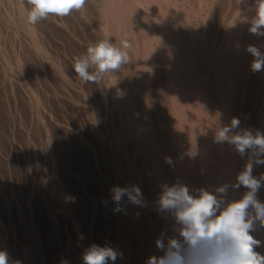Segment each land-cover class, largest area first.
<instances>
[{"label": "rangeland", "instance_id": "374dc122", "mask_svg": "<svg viewBox=\"0 0 264 264\" xmlns=\"http://www.w3.org/2000/svg\"><path fill=\"white\" fill-rule=\"evenodd\" d=\"M4 1L5 0H3V1L0 0V16H1L0 17V19H1L0 20V28H1L0 29V37L2 38V39L0 38V247H1L0 252H4V253L8 254V256H7L8 262H9L8 264H11V263L12 264H84V260H83L84 255L87 253V251L92 246L95 245V246H100V247H110V248L118 251V253L122 254L121 256H118V258L114 262V264H146V261L148 260L147 250H148V246H149L148 244H149L150 240L153 239V242L156 243V240L158 238H161L165 234V232H167L168 234H171L168 232L169 226H170V221H174V217L172 216L171 213L166 212V211L165 212L160 211V213H159V210H158L159 209L158 208L159 207L158 201H159L160 194L163 191L162 187L164 186L162 181L165 180L164 179V178H166L165 176L168 177V175H167V173H168L171 176L169 179L166 178V180L164 181L165 184L166 183L169 184L168 183V181H169L170 184L175 183V185L179 184V185L185 186L184 185L185 182L186 181L188 182L187 178L190 177V171H189V168H187L188 164L185 163L184 165H186V167H184V165L182 164L183 162H180V159H181L180 157H182L183 152L186 155L188 153L186 151L187 150L190 151V149H188V146H186L188 142L185 143V141H184V143H183V145H185L187 148H185V146L180 144L181 133L179 131H177L179 133L178 134L175 131V130H177V127H176L177 123H175V121L177 122L178 116L176 114L174 115V111L176 110L178 103L175 102L173 99L168 98L170 96L167 92V86L169 84L166 85V83L170 82V81H168V79L170 80L171 75L174 78H175V76H177V75L174 76V74L169 71L171 69V67H172V69L173 68L175 69V68H177V65L179 64V66H178V68H179L180 65H182L180 63H186V62H187L186 65L188 63L191 64V68L194 67V68H192V70L194 69L193 72L194 73L196 72L194 77L198 76V78H199V79H196L197 77L194 78L195 84H197L196 82H198V84H200L199 85L200 89L199 88L198 89L201 92L205 90L204 91L205 93L204 92H202V93L200 92V93H201V95H203L202 97L207 96V97H205V100L208 99V101H207L208 105H206V107L212 108V109L206 108L205 112L203 111L204 115L207 117L204 116L205 121H203V123H202V120H201V122L198 124L199 128H200V130H198V132L200 133V131H201V136H202L201 137V139H202L201 143H203L202 146L204 145L203 146L204 148L201 151L202 154L199 153L198 156H201V155L204 156L205 155L204 157H199L200 159L198 158V160H199L198 166L200 165L202 167V165H205L206 167L204 166L203 170H205V168L208 169V170L206 169L204 171L205 174L203 176V179H201L202 181H201V183H199V185H200V184H202V182H204L202 184L203 187L201 190H205V191L212 193L213 192L212 188H213V189H215L214 193L217 194L218 196H220V194L215 192V191H216V189H218L222 185L224 186L225 182L228 183L229 180L225 181V179L228 178L229 176H231V173L233 172V169H232L233 168V166H232L233 162L234 163L237 162V164H235V165L236 166L238 165V167L242 166L241 164H243V166H244L245 163L247 162V159H248L247 156H245L246 158L245 157L242 158L241 156L239 157L240 159H242V162L244 161V163H241V160L240 161L238 160L239 162L235 161L238 159V156L240 154L237 155L238 152L236 151L234 146L232 147V145L228 144L227 142L219 143L215 139L217 128L221 127V126L228 125L229 124L228 122L233 120V118H232L233 116L230 117L231 115L234 114V115L239 117V119H237L238 117H235V119H237L239 121V125H242L244 123V121L247 123L245 126L246 128L243 127L244 125L240 126V127L238 126L239 128L237 127L238 128L237 130L233 129L232 134H235V132L237 133V131L239 133V131L242 130V133L244 131H250L253 135H255L257 132L264 135V129L262 127V126H264V120H263V123H261V129H258V127H260L259 126L260 124L258 125V122H257V124H255V123H256V121H259V122L261 121V117H260L261 115L260 116L258 115V114H260V112L254 114V111L256 109L260 108V105H261L260 99L262 98V96H261L262 92L261 91L263 90L261 88L262 87L261 86L262 81L260 80L261 78L259 79V77H260L259 71L257 72L258 73L257 74L256 72L252 71V69H251V66H250L251 65V59H253V56L251 54H250V56H247V58H245V59L242 58V60H239V59H241L240 57H243L242 54H244V53L242 52V53L237 54L236 53L237 51L235 50V49H238L237 47L240 45L239 43L241 42L240 40H238L239 37L244 39V40H247V38L249 40L251 39L252 42H251V40H250V42L252 43L253 46L254 45L259 46V44H258L259 40L262 41V42H260V44L264 43V39H263L264 36H262V39H259V37L257 35H254L250 32H249V34H247V30L250 28V24L248 22L244 23L246 21H243V19L244 20L246 19L247 21L251 22V19H250L251 14L250 13L252 11H253V13L255 12V10L253 8V6H254L253 4H255V0H205V1L204 0H195V1L191 0L192 2L190 0H178L179 3L177 0H170V1L166 0V1H168L166 3H164L165 2L164 0H163V2H162V0H156L155 2L159 1L157 3L161 7L158 6L156 3H154L153 0H148V1L144 0L142 2H139L140 0L139 1L137 0L138 2L136 0H133L137 4L141 3L142 4V5L140 4L141 8L143 6V8L145 9L144 10L142 8L143 11L141 10V16H140L144 21L141 18L139 19V17L136 18V13H138L137 16L140 15L139 14L140 8L137 4H135V2H134V5H136V6L133 7L134 5L131 4L133 6H132V10H130L132 13L133 8L137 7L136 8L137 10L134 9L137 12L133 11V14H135V15H133V14L131 15V13H130V16H131L130 18L131 19L132 18L138 19V21L136 20V22H137L136 26L138 24L140 26H142V27H140L138 25V28L140 27L142 29V31L145 32V33H142V35L144 34L143 36L145 39H143V37L140 35L141 30H139L138 28L136 29V27L130 23H128L130 25H127V24L125 25L129 29L127 27L123 26L122 29L117 27V29H119V30H117L116 27L114 29V27L112 28V27L108 26V21H109L108 17L110 16L109 14H112L113 10L116 9V6H117L116 5L117 3L115 4V7H114V5L111 6V4H110V6H108V4L111 3V0H86V4H85L84 9H82L80 11L74 10L70 15L65 16V17H58L55 15H49L46 19H42L40 22H38L39 23V24L37 23L38 25L37 24L36 25H30L27 23V12H28L30 6L27 5L26 0H6L5 2ZM108 1H109V3H108ZM133 1L129 0V2H131V3ZM151 1H153V2H151ZM171 1L174 3V6L175 7L177 6L178 8L175 9V7L172 6L173 3ZM198 1H199V3H198ZM149 2H150V5L152 3L153 6L152 5L150 6ZM3 3H4V6H6V7L3 6ZM146 3L148 5L145 6ZM163 3H164V5H163ZM8 4H9V6H8ZM154 4H155V6H154ZM165 4H167L168 6ZM176 4H178V5H176ZM169 5H170V8L174 7L173 9H171L172 13H170L171 12L170 8L168 9ZM148 6H150V7H148ZM164 6H166L167 9H164L165 8ZM11 7H12V9H11ZM151 7H152L153 11H152ZM180 7H182L181 9H183V11L186 10V12H183V11H182L183 13L180 12L181 15H179V10H177V9H180ZM157 8L159 11L157 10ZM162 8H163V10H162ZM106 9H108V11H109V9H111V11H109V13H108V11ZM181 9H180V11H181ZM196 9H197V11H196ZM250 9L252 11H250ZM154 10H155V12H154ZM175 10L177 11V14H176ZM101 11H103V12H101ZM164 11H166V12H164ZM152 12L155 13L156 16H155V14H152ZM157 12H159V13L157 14ZM173 12H175L176 15ZM22 13H23V15H22ZM98 13L100 15L101 14L102 15L99 16ZM142 13L145 17L142 15ZM148 13L150 15L151 14L153 15V17L151 15L152 18L156 17L155 20L152 19L150 17V15H148ZM105 14L107 15V17H105L106 20L104 19ZM163 14L165 16H161ZM171 14L173 15V17L175 16L176 18L175 17L173 18L172 16H170ZM112 15H111V18L109 17V19H112V17H113ZM180 16L181 17L184 16V17H186V19L188 18L187 16H189L190 20L187 19L188 20L187 21L183 17V19L186 20L185 21L186 24L185 23L182 24V22H184V20L182 18H179ZM205 16H207V19ZM159 17H161V18H159ZM168 18H171V20H170V21H172L171 23H173L175 21V19H176V21L177 20L180 21V19H181V21H180L181 23H179V22L176 23V21H175L173 25L176 27H174L173 25H171L169 23L172 26L171 27L172 29H171L169 27L170 25L168 24V22H170V21H168L169 20ZM145 19H147L148 21H146ZM159 19L161 21H159ZM248 19H250V20H248ZM152 20H154V21H152ZM156 20H157V23H156ZM208 20H209V22H208ZM219 20H221V21H219ZM140 21H142L143 23H141ZM239 21L243 22V23L241 24V23H239ZM138 22H140V23H138ZM146 22H147V24H146ZM187 22L190 23L192 26L189 25ZM203 22H205L206 27L203 26L204 25ZM144 24L147 26L144 27L143 26ZM156 24H158L159 27ZM163 24L167 25L168 29L166 28V26H164V28L167 30V32H165L166 30L163 28ZM179 24H182V25L179 26ZM184 24L185 25L188 24L189 26H191L189 28H191L192 30L188 28V25L186 27V26H184ZM243 24H245V29L242 28ZM246 24H248L249 28L246 27ZM106 25H107V27H106ZM151 25L153 26L152 29H150ZM239 25H241V27H239ZM132 26H134L135 28ZM149 26H150V28H149ZM236 26H237V29H236ZM154 27H155V29H154ZM181 27H182V29H181ZM160 28L163 30H161ZM187 28H188L189 32L191 31V33H189L188 30H186ZM246 28H248V29H246ZM109 29L113 30V34H110ZM157 29H160L161 31L158 30L159 31L158 32ZM169 29H170V32H168ZM205 29H207V30H205ZM235 29L237 31H235ZM241 29H243V30L241 31ZM3 30H4V32H3ZM129 30L133 31L134 33L130 31L132 35L130 33L128 34ZM150 30H153L152 32H155V33L150 34L149 33ZM203 30L207 31L206 32L207 35L205 34V31H203ZM233 30L237 33L236 35H234V33H232V32H234ZM105 31L108 34L112 35V38H113V35L121 33V36L123 39L129 38V37H127L128 35L131 37L135 33L138 32L134 36H139V38L138 37H136V38H138L139 41L142 40L143 42L142 41L139 42V41H137L138 39L135 40L132 37L131 38L133 39V41L131 38H130L131 41L129 39V42H131V44L134 45V47L132 46L131 50L128 49L127 51L129 53L130 59L131 60L135 59V60L131 61L129 59V62L125 66L123 65L124 71L121 67L119 69L120 71L117 70L114 73H110V74L106 75L103 78V80H101L99 82H87V83H85V82L81 81V79L75 73V71L73 69V64H74L75 59L77 57H82V56L87 54L88 47L93 46L95 43H97L100 40L107 39L106 37H108V39H110V37H109L110 35H108ZM114 31H116V32H114ZM119 31H121V32L119 33ZM123 31H125V32H123ZM171 31L173 33L176 32L175 35L172 34ZM181 31L182 32L184 31V32L182 33ZM195 31H196V34H195ZM240 31L243 33H245L244 31H246V33L245 34L242 33L243 35L239 36ZM7 32H9V33H7ZM122 32L126 33L128 35L123 34ZM156 32H157V34H156ZM160 32H162V33H160ZM178 32H180V34ZM185 32L188 33L187 34L188 38H187V35ZM198 32L200 33L202 39H201ZM164 33L166 35L169 34V37L168 36L165 37ZM149 34L150 35L154 34V38H156V40H154V43L151 41L153 38L151 39L149 37V39H151L149 41V39H148V36H150ZM145 35H147V37ZM176 35H178V36H176ZM191 35H193V36H191ZM196 35H199L198 37H200V39H198V37L194 38V36H196ZM244 35H245V37H244ZM248 35L251 36V38ZM3 36H4V38H3ZM121 36H119L120 37V43L122 40ZM175 36L178 38H175ZM189 36H191V39H189L190 38ZM226 36H228V37H226ZM231 36L233 37L234 40L231 38ZM246 36H248V37H246ZM255 36H256V39H254ZM140 37H142V39ZM151 37H153V36H151ZM192 37H193V40H192ZM179 38H182L183 41H182V39L180 40ZM147 39H148V41H146ZM158 39H160V40H158ZM169 39L171 41H169ZM188 39L190 40V44L188 42L187 47L188 46L189 47H188V50H186L187 48L184 45L187 44ZM235 39H237V40L235 41ZM40 40H42V41H40ZM118 40H119L118 38L117 39L115 38V40L113 38V40L111 39V42L115 43L114 45L115 46L117 45L119 47L121 44L118 42ZM167 40H168L167 43L170 45V47H171V45H173L172 48H169V45L166 43ZM172 40L173 41L175 40V41L172 42ZM191 40L193 42H191ZM227 40H230V41H227ZM176 41H178V42H176ZM232 41L235 42L236 45H238V46H236L235 43H233ZM133 42H135V43H133ZM145 42H148V43L150 42V44H152V46L155 47V50H153L152 53L150 50V48L152 46L151 47L149 46V50H150V52H149L148 50H146V48L148 49V46H147L148 43L146 44L147 47H145L143 45ZM155 42L157 43V45H155ZM162 42H165L164 45L167 47V48H165V47L164 48L167 51L170 50L167 52V54H166V51H164V53L166 55H168L170 53V55L168 56V58L166 60H165L166 57H164V58L160 57V55L162 56V54H163V50H162L163 43ZM170 42H171V44H170ZM184 42H185V44L182 45V43H184ZM194 42L196 44H194ZM207 42H209V44L211 43V47L209 46V44H207ZM227 42L228 43L231 42V44L233 43L235 45V46L233 45L231 47V49L232 50L234 49V51H235V52L232 51V54H231V51L228 50V47L225 48V45L228 46ZM250 42L248 43V45L249 44L251 45ZM136 43H138V47H137ZM140 43H142L141 45L145 47V49H144V47L140 46L142 48V51H141V49L140 50L136 49V47L140 48L139 47ZM176 43L178 46L176 45ZM213 43L215 44V46ZM218 44H220V45H218ZM158 45H159V48L161 47L160 49H161L162 54L160 53V49H158ZM174 45H176L177 47L176 46L174 47ZM179 46H181L182 49H181V47L179 49ZM216 46H219L221 49L217 48V50H216ZM263 47H264V44H263ZM175 48H176V52L173 51V50H175ZM209 48H211V49H209ZM134 49H136L135 51L138 53V55H141V54H139L138 51H140V53L147 52V54L143 53V55L140 56V63H138L139 60H136L137 58L139 59V57L137 56V53L135 54ZM184 49L186 51H184ZM132 50H133V52H131ZM181 50H183V51H181ZM214 50L217 51L218 55L215 54L216 51L214 52ZM224 50H225V52H224ZM262 50L264 52V48ZM179 51H181L182 54H184V55L180 54L181 56L177 57V58H179L180 62L177 60L175 55L173 56V53H172V52H174V53H176V55H178L177 53H180ZM155 52L157 54L160 53V55L156 54V57H158V58L155 57V55H154ZM20 53H21V55H20ZM131 53L133 55L134 54L135 55L130 56ZM185 53H187V54H185ZM211 53H213V55H211ZM224 53H225V55H224ZM226 53H228V54H226ZM146 55L148 56V58L146 57L147 60L144 59V57H143ZM214 55L216 56L215 57L216 59L214 58V60H213ZM235 55H237V56L240 55L239 59L238 58L235 59L234 58ZM152 56L155 57L154 58L155 63H156V61H158L157 62L158 64L152 63V61H154ZM170 56H171V58H170ZM187 56H190V57H188L191 60V61L189 60L190 62H192L194 59V61H193L194 65L187 61L188 60ZM227 56L228 57L232 56L231 58H233V60H231V58L229 59ZM182 57H183V60H186V59L187 60L182 62L183 61ZM226 57L229 60H227ZM249 57H252V58H249ZM160 58H162V60ZM225 58L228 62L233 61V62H231L232 65L230 63L226 62V60H224ZM149 59L152 61H150V63L147 64L149 62L148 61ZM159 59H160V61H159ZM174 59L176 61L173 62L174 64H171V61H174ZM218 59H220V60H218ZM243 59L246 62L243 61ZM163 60H165V63L163 62ZM146 61H147V63H146ZM215 61H217V62H215ZM222 61H224L223 64H221ZM235 61H236V64H235ZM241 61H242V63H241ZM143 62H145V64H141ZM177 62H178V64H177ZM244 62H245V64H244ZM136 63L141 64V65H137ZM159 63H161V66L163 68L159 65ZM162 63H164V64L169 63V65L171 67L170 66H169V68L166 67L168 64L166 66H163ZM224 63H225V65H224ZM239 63H241L242 68H244L243 70H245L246 65H248L247 63H249L250 67L248 66V71L250 68L251 72L248 73V77H246V78L244 76H242V78H240V81L238 82V84H240V82H241V84L238 85L237 92H235L237 95H235L236 98H234V100L236 99V101H233V103L236 105L234 106V104H232V106H231L230 100H228V102H227V100H225L226 102H224V104L226 103L228 107L230 106L228 109H226V112L227 111L230 112V110H231L230 108H232L233 112L238 110V109L241 110V108H242L243 111L242 110L241 111L244 112V114L241 111H238V112L236 111L234 113L232 112L233 114H231V112H230V114H231L230 115L228 112L226 114L227 116L225 115V117H224L222 109L220 110V108L222 107L221 103L219 104L220 99L218 98V97H220V94H219L220 93L219 92L220 86H219V88L217 87L219 85V82L216 83V81H218V79L216 77H217V74L219 73L220 69H221V71L219 73V76L222 75V71L226 72V70L229 67H232L233 65L236 66ZM133 65L134 66L136 65L138 67L136 68ZM157 65L160 67H158ZM174 65H176V66L174 67ZM130 66H133V67H130ZM139 66H140L139 70L144 71L143 74L141 71L138 70ZM154 66H155V69L156 68L157 69L159 68V69L154 71ZM198 66H199V68H198ZM221 66L223 67V70H222ZM225 66H227L226 67L227 69H224ZM235 66H233L231 68L232 71L228 70L229 72L231 71L230 73L228 71H227V73H225V74H228V76L226 77V80H228L230 74L233 76V78H232L233 81L237 78L236 77L237 76L236 75L237 74V66L236 67ZM125 67H127V68H125ZM142 67H143V69H141ZM164 67L166 70L164 69ZM128 68H129V71L126 70ZM133 68H135L134 69L135 72H134ZM160 68L164 69L165 71H163L162 69L160 70ZM178 68L175 69V71L177 70L179 72ZM233 68H234V70H233ZM146 69H148V70H146ZM130 70H131V72L133 71V73H132L133 75L131 73H128V72H130ZM160 71L164 72L163 73L164 75L161 73H157ZM166 71H167V73L165 74ZM175 71L173 70L172 72H175ZM233 71H234V74H232ZM125 72L128 74H131L132 76H134V78L131 77V75H127ZM146 72H147V74L145 75ZM121 73H122V76H121ZM153 73H154V76H153ZM170 73H171V75H170ZM254 73H255V75H253ZM139 74H140V76H139ZM168 75H170V76H168ZM137 76L140 79H137L138 78ZM161 76L162 77L165 76L164 77L165 79L162 78ZM222 76H224V73ZM126 77H128V78H126ZM141 77L143 79H141ZM158 77H160L159 78L160 82L157 81ZM129 78L131 80L137 79V82H139L140 85H139V83L137 85L136 80H135V82H133L134 80L131 81V80H129ZM254 78L256 79V81ZM125 79H127L126 81L129 84L131 82V85H130L131 89H129V86H128L129 84L125 81ZM241 79H242V81H241ZM257 79H258V81L259 80L261 81V82L259 81V83H258V84L261 83L260 86L257 84V82H258ZM139 80H142L144 83L140 82ZM121 81L125 82L126 84L121 82ZM224 81H225V79H224ZM229 81H230V79L228 81H225L224 83L227 84ZM254 81H255V83H254ZM157 82H158V84H157ZM148 83H150L152 85H149ZM159 83L160 84L163 83V86L161 87V85ZM246 83H248V84L246 85ZM253 83H254V85H253ZM198 84H197V86H198ZM134 85H136L137 88L135 87L134 89H132ZM141 85H143V86H141ZM122 86L126 87L125 90H124V88H122ZM140 88H141V90H140ZM143 88H145V89H143ZM146 88H148V89H147V93L145 94V93H143V90H146ZM259 88H261L262 90H259ZM216 89L219 91L217 92ZM128 90H129V92H128ZM138 90H140V91H138ZM136 91L139 92V94H137L138 96L135 95L137 93ZM148 92H150V93H148ZM127 93L129 94V96L127 95ZM141 93H143L144 95ZM165 93H166L167 97L163 96V95H165ZM259 93H260V95H259ZM216 94H218V95H216ZM126 95L128 96L127 98H126ZM134 95H135V98L133 97ZM257 95H259V97ZM139 96H140V98H139ZM131 97L133 98V100L129 99ZM163 97H164V99H163ZM137 98H139L140 100ZM152 100H153V102L150 103L149 101H152ZM165 100L167 101V103ZM169 100H171V101H169ZM131 101H132V103H131ZM133 101H136L137 103L136 102L134 103ZM168 102H170V103L175 102L177 104L175 106L171 103V106L172 107L174 106L173 108H171L170 103H168ZM132 104L133 105L136 104L135 106L137 109L139 108V110H136L135 106H133ZM209 104H210V106H209ZM237 105H238V107H237ZM252 105H254V106H252ZM166 106L168 108L170 107L169 108L170 112L168 111V108ZM233 106H234L235 110L233 109ZM153 107H154V111H153ZM235 107H237V108H235ZM86 108L87 109L89 108L88 111ZM107 108H109V109H107ZM198 109H200V106L198 107ZM147 110L148 111L151 110L152 113L151 112L149 113ZM112 111H113V113H112ZM145 112L146 113L148 112L147 113L148 115ZM206 112H207V115H206ZM134 113H136V114H134ZM246 113L249 115V117ZM131 114H134V116H135L132 119H131V117H132ZM136 115L138 117H140V119L138 117H136ZM114 116H115V118H114ZM169 116H170V118H169ZM173 116L176 117V119ZM257 116L260 118H258ZM147 117H148V121H147ZM152 117H153V119H152ZM171 117L175 120H173ZM111 118H113L114 120ZM129 118L131 121L129 120ZM240 118H242V120ZM246 118H248V119H246ZM133 119H138V121L135 122L136 120L134 121ZM171 119L173 121H171ZM228 119H231V120L228 121ZM258 119H260V120H258ZM263 119H264V115H263ZM128 120L130 121L129 123H128ZM132 120L134 121L133 123H132ZM149 120H152V121L154 120V121L152 122ZM167 121L168 122L170 121L169 122L170 126L175 125V126L171 127V129H173V131H171L170 127L168 128V129H170V131H168L167 127H165V126H169V125H167L168 124ZM142 122L144 123L143 125H145V126H141ZM150 122H151V124H148ZM159 122H161V123H159ZM204 122H206V123H204ZM136 123H137V125H139V123H140L141 125L139 127H141V129L143 130L142 133L140 131V133H141L140 136L141 135L143 136L144 130L147 131V129H148V132L145 131L146 132L145 135H147L148 138H145L147 136H145V137L143 136L145 139L143 137L142 138L140 137L141 139L140 138L137 139V137H139V135H137V137H136V134H134V132H133V131H135V129L134 130L132 129V127L135 126ZM208 123H209V125H208ZM127 124H132V127L128 126ZM200 124H202L203 126H201ZM126 125L128 128L126 127ZM146 125L148 127H146ZM153 126H155V127H153ZM253 126L256 128V130ZM129 127H131V128H129ZM151 128H152V130L155 128V130L152 131ZM240 128H241V130H240ZM242 128H244V129H242ZM158 129H160V130H158ZM127 130L128 131L130 130V131L128 132ZM166 130H167V132H166ZM163 131H165V132H163ZM202 131H204L203 132L204 134L202 133ZM157 132H158V134L160 132L161 137L164 136L161 138L162 140L160 139V136L159 137H158V135L156 136L155 133H157ZM170 132H173V133H170ZM128 133H130V135H131L130 137H132L134 135V138H132V141H130L131 139L129 138ZM175 133L177 136L172 135ZM242 133H240V134H242ZM126 134H127V136H126ZM211 134H212V136H211ZM184 135L185 134H183V136ZM154 136H156V137H154ZM165 136L168 140L165 138ZM169 136L172 138V141H171V138H169ZM179 136H180V138H179ZM46 138H48V139H46ZM153 138L155 139V142H157L156 143L157 145H155ZM139 139L142 141L144 140L145 142L144 141L143 142L138 141ZM146 139L149 141L147 142ZM175 139H177L178 141ZM158 140H160L162 142L160 145H158L160 143V141H158ZM165 141H166L167 145L164 144ZM153 142H154V144H153ZM143 143L146 144L145 145L146 147L144 146ZM173 143H174V145L172 147L171 144H173ZM199 143H198V145L200 146L201 144H199ZM216 143H218V144H216ZM152 144L154 146H157L156 147L158 150V151H156L157 155H154L155 153H153V152H155L153 150H156V149L154 148V146ZM137 145H138V147H137ZM150 145H152L151 147H153V148H151ZM175 145H176V147H175ZM168 146H170V147L168 148ZM177 146H179V147H177ZM182 146H183V149H181ZM205 146H206V148H205ZM135 147H137V148H135ZM227 148L228 149L233 148V149L230 151ZM142 149H143V151H141ZM149 149H150V151H148ZM163 149H165V150L167 149L166 153L168 152V149L170 152L167 153V155H165V153L163 155V152L165 151ZM171 149H172V151H171ZM204 149L206 152L204 151ZM173 150L174 151L176 150L175 151L176 153L173 152ZM136 151H138L140 153H137ZM181 151H183V152H181ZM203 151L205 154L203 153ZM223 151H225V152H223ZM227 151H228V153H227ZM135 152H136V156H135ZM149 152H151V153H149ZM99 153H100V155H99ZM172 153H173V155H172ZM222 153H224L225 155ZM233 153H234V155H232ZM235 153H236V155H235ZM117 154H119V155H117ZM176 154H177V156H176ZM145 155H147V156L143 157ZM151 155L152 156L154 155L155 157L154 156L152 157ZM159 155H160V157H159ZM169 155H170V157H168ZM178 155L179 156L181 155V156L178 157ZM187 155H186V158H188ZM150 156H151V158H149ZM163 156H164L165 162H164V160L162 161ZM165 156L167 159L165 158ZM171 156L173 158V161H175V163L179 159L177 164H175L173 161H171L172 160ZM236 156H237V159L235 158ZM222 157H224V158H222ZM174 158H176V159L178 158V159L174 160ZM225 158H227V159H225ZM232 158H234V161H232L233 160ZM149 159L152 161L150 162ZM156 159L159 160V162H157ZM131 160H133L134 162ZM142 160H144L145 162ZM166 160L167 161L170 160L171 163L166 162ZM202 160H204L205 163H204V161L202 163ZM220 160L222 162H220ZM228 160H230V161L228 162ZM128 161L130 162V164ZM154 161H155V163L157 162V164H159V165H157V167L160 166L161 162H163L164 165H166V166L169 165V166H167L168 167L167 168L163 165V163H161V165H163V168H158V170H157L156 169L157 167H154V166H156ZM184 161H186V160H184ZM131 162H133V163H131ZM143 162L145 164H143ZM152 162H153V164H152ZM200 162L202 165L200 164ZM219 162L222 163V166H223V164H225V168H228V170L224 169V166L219 167ZM134 163L135 164L136 163L137 164L142 163L145 166H142V165L140 166V164L139 165L136 164L134 166ZM179 163H180V165H179ZM146 164H149V166L148 165L147 166L150 168L152 167L153 171L150 168L148 170ZM150 164L154 165V166H150ZM226 164H227V166H226ZM129 165H131V166H129ZM229 165L232 166V167H230V169H229ZM136 166L142 167L140 169L141 172L139 170L140 167L138 168ZM126 167L128 169H126ZM132 167L138 168L137 170L139 172L138 171L136 172L135 168L133 169ZM164 167H165V170L167 169V171H166L167 173L163 172ZM145 168H147V169H145ZM177 168H179V169L182 168V169H180L178 172ZM243 168H241V170H243ZM132 169H133V171H131ZM142 169L144 172L142 171ZM159 169H160V171L162 169L161 172H163V173H161L159 171ZM169 169H170V171L172 170L173 172L171 171L169 173ZM127 171H129V172H127ZM146 171H149L150 175L148 174L149 172H146ZM156 171L157 172L159 171L158 173L161 174V176H160L161 179H159L160 177L157 178V176H159L160 174H157ZM187 171H189V172H187ZM235 171L236 170H234L233 174H235ZM55 172H56V174H55ZM130 172H132V173H130ZM127 173H129L130 175ZM135 173H137V174H135ZM140 173H142L141 174L142 177L137 176ZM153 173H155L156 176ZM146 174H148L149 177H147L148 175H146ZM225 174H228V175H225ZM260 174L261 175L264 174V164H261V166L255 165L253 167V175L257 178H260V176H261ZM128 175H129V177H128ZM135 175L137 177L141 178V182L146 181L145 183L143 182L141 185L142 191H143L142 193L143 194L146 193V195L143 196L144 203L142 205H140V207L138 205H136L137 209H135L136 213L141 214V215L137 214L138 215L137 219L140 218V219H138L140 224L143 223L139 227L138 226L135 227L132 223H129V221L132 220V216H131V218H129L130 217L129 212H131V211H130V207H129L130 204H128L130 202L128 201L127 196L123 197L121 202H119V204H117V202H115L112 199L113 194L111 191L113 189V187H116V186L121 187V188L131 189L132 186H130L129 184L133 183L134 177H136ZM162 175L164 177L163 179H162ZM210 175H211V177H210ZM145 176L147 177V179L145 178ZM150 176H152V177H150ZM185 176L187 178H185ZM130 177H132V179ZM148 178H150V180ZM156 178L159 179L162 184L159 185L160 182ZM216 178L218 179L217 181H215ZM172 179H175V180H173L174 182L172 181ZM151 180L154 182L152 183ZM212 180L215 184L211 182ZM223 180H224V182H223ZM122 181H123L125 186H123ZM156 181H158V182H156ZM178 181H179V183H178ZM147 182H148L147 186L149 187V190H147L148 187L146 188V185H144V184H147ZM198 182H199V179H198ZM154 183H155V185H154ZM211 184L213 185L212 188L210 186ZM262 184H264L263 181H262ZM156 185H157V187H156ZM202 185H200V186H202ZM200 186H199V188H201ZM152 187H154V188L152 189ZM159 188H161L162 190L159 191L160 190ZM188 188H189V186H188ZM241 189H243V191ZM244 189L245 188H243V186L240 188V190L242 191V195H244L245 191H247V189H245V191H244ZM148 191H150L151 194H150V192L148 194L147 193ZM152 191H154V192H152ZM110 193H111V195H110ZM145 196H147V198ZM221 196H222V194H221ZM150 197H152V202L150 200L151 199ZM154 197L155 198L157 197L158 199L157 198L156 199L158 201L154 200L155 199ZM259 197H261L260 201L264 202V186H262L259 189ZM145 199L146 200L149 199L150 203L148 200L146 201ZM147 204H148V206H149V204H151L150 207L146 206ZM127 205H128V207H127ZM142 207L145 209L144 212L146 213L145 214L146 217H144L145 216L144 214L142 215V213H143ZM168 215H170V216H168ZM139 216H141V217H139ZM142 218L149 219L150 221L149 220L147 221V220L142 219ZM169 218H171V219H169ZM137 219H135V224H136ZM146 222H149L148 223L149 224V231L147 228L148 224ZM168 223H169V225H168ZM137 225H139L138 222H137ZM130 226H132V228H134V229L138 228L141 235L136 234L137 232H134L136 229L133 230ZM258 226L260 227L259 222H258ZM140 228H142V229H140ZM146 228H147V231H146ZM150 228H152L153 230ZM138 229L136 231H138ZM166 229H167V231H166ZM262 229H264V227H262ZM140 230H143L145 233H142V231H140ZM130 231H132V233ZM167 233H166V235H167ZM142 234H143V236H142ZM159 234H161V235H159ZM250 234L253 237L255 236L254 237L255 239L261 240L260 235L257 233V231H255V227H254V230H252ZM262 234H264V231L262 232ZM147 235H150L153 238L149 239L150 237H148ZM152 235L156 236L155 238H157V239L154 240V236H152ZM166 235L164 236V238H166ZM131 236L132 237L134 236V237L132 238ZM136 236H138V237H136ZM145 236H146L147 241H146V239H143V238H145ZM258 237H259V239H258ZM141 238L144 241H141L140 240ZM132 241H133V243L136 241V243L133 244ZM263 241H264V237H263ZM141 243H143V244H141ZM1 244H2V246H1ZM255 247L257 249H255ZM255 247H254V250L260 254V251H259L260 245H259V247L258 246H255ZM6 249H7V251H6ZM1 250H5V251H1ZM144 251L146 253H144ZM159 251H161V250H159ZM260 255L264 256V252ZM9 256H11V257H9ZM126 256H128L129 259ZM137 256H139V258ZM10 259L11 260L13 259V260L11 261ZM109 264H113V262L109 261Z\"/></svg>", "mask_w": 264, "mask_h": 264}, {"label": "clouds", "instance_id": "9594fccd", "mask_svg": "<svg viewBox=\"0 0 264 264\" xmlns=\"http://www.w3.org/2000/svg\"><path fill=\"white\" fill-rule=\"evenodd\" d=\"M29 5L27 23L36 25L49 15L65 17L74 10L84 9L86 0H26ZM255 16L250 22L249 31L264 36V0H255ZM132 44L127 38L121 40V47L115 46L110 39L100 40L88 47L87 54L77 57L73 69L81 81L99 82L119 70L129 62L128 49ZM247 51L254 57L251 69L264 70V53L249 45ZM239 126L233 119L230 125L218 127L215 139L219 143L233 145L243 158L248 157L243 170L237 175L233 185L247 191L238 199L225 203L222 196L201 190L195 197L183 185L163 186L159 197V211L173 215L175 235L156 240V247L163 253L150 256L146 264H264V256L254 250L260 245L250 233L258 221L264 227V202L257 193L264 186V174L257 178L253 175L255 165L264 164V135L250 131L232 134ZM171 163V161H168ZM228 185L219 187L216 192L227 194ZM112 199L119 204L127 196L133 205L144 203L138 187H113ZM122 254L110 247L92 246L84 255V264H113ZM0 264H8L7 254L0 252Z\"/></svg>", "mask_w": 264, "mask_h": 264}, {"label": "bare ground", "instance_id": "6f19581e", "mask_svg": "<svg viewBox=\"0 0 264 264\" xmlns=\"http://www.w3.org/2000/svg\"><path fill=\"white\" fill-rule=\"evenodd\" d=\"M2 1H3V0H2ZM5 1H6V0H5ZM5 1H4V2H5ZM131 1H133V0H131ZM136 1H137V0H136ZM138 1H139V0H138ZM138 1H137V2H138ZM142 1H144V0H140L139 2H142ZM147 1H148V0H147ZM153 1H154V3H156L158 6H160V5L157 3V2H159V1H157V2H155L156 0H153ZM153 1H151V2H153ZM164 1H165L164 3H166V2H168V1H170V0H168V1L164 0ZM177 1H178V0H177ZM190 1H191V0H190ZM194 1H195V0H194ZM194 1H193V2H194ZM204 1H205V0H204ZM134 2H135V1H133V2L131 3V2H129V0H111V3H109V1H108V3H109L108 6H110V4H111V6L114 5V7H115V4L117 3V4H116V5H117V6H116V9H114L113 12H112L113 15H112V14H109V15H110V16H109L110 18H111V15H112L113 17H112V19H109V17H108V20H109V21H108V26H109V27H112V28L114 27V29H115V27H116V29H117V27L120 28V29H122V27L125 26L126 24H127V25L132 24V25H134V26L136 27V29H137L139 24L136 26V23H137L136 20L138 21V19H136V18H138V17H139V19L141 18V17H140V16H141V10L143 11L144 8H143V6H142L143 9L141 8V5H142L141 3H140L141 5H140L139 3L137 4V3L135 2V4H137V5L139 6V8H140V9H139V10H140V11H139V12H140V13H139L140 15L137 16L138 13H136V18H132V19H131V18H130V17H131V16H130V13H131L130 10H132V6L134 5ZM162 2H163V0H162ZM171 2H172V1H171ZM188 2H189V1H188ZM191 2H192V1H191ZM201 2H202V1H201ZM164 3H163V5H164ZM172 3H173V2H172ZM178 3H179V1H178ZM198 3H199V1H198ZM198 3H197V4H198ZM5 4H6V3H5ZM104 4H105V3H104ZM131 4H133V5H131ZM188 4H189V3H188ZM241 4H242V3H241ZM143 5H144V4H143ZM146 5H148V4L146 3L145 6H146ZM149 5H150V2H149ZM151 5L153 6L152 3H151ZM151 5H150V6H151ZM165 5H167V4H165ZM170 5H171V4H170ZM170 5H169L168 9L170 8ZM176 5H178V4H176ZM198 5H199V4H198ZM251 5H252V4H251ZM253 5H255V4H253ZM3 6H4V3H3ZM8 6H9V4H8ZM14 6H15V5H14ZM135 6H136V5H134L133 7H135ZM150 6H148V7H150ZM154 6H155V4H154ZM167 6H168V5H167ZM172 6H174V3L172 4ZM182 6H183V5H182ZM196 6H197V5H196ZM1 7H2V6H1ZM4 7H6V6H4ZM156 7H157V6H156ZM160 7H161V6H160ZM164 7H165L164 9H167L166 6H164ZM174 7H175V6H174ZM174 7H173V8H174ZM239 7H240V6H239ZM130 8H131V9H130ZM136 8H137V7H136ZM136 8H133V11H135L134 9H136ZM154 8H155V7H154ZM158 8H159V7H158ZM158 8H157V10H158ZM173 8L171 7V8H170V11H171V9H173ZM176 8H178V7L176 6L175 9H176ZM181 8H182V7H180V9H181ZM253 8H254V6H253ZM11 9H12V7H11ZM151 9H152V7H151ZM155 9H156V8H155ZM180 9H177V10H179V15H181L180 12H181V13L186 12V10L183 11V9H181V11H180ZM192 9H193V8H192ZM251 9H252V8H251ZM251 9H250V11H252ZM19 10H20V9H19ZM106 10L108 11V9H106ZM136 10H137V9H136ZM144 10H145V9H144ZM162 10H163V8H162ZM8 11H9V10H8ZM20 11H21V10H20ZM109 11H111V9H109ZM109 11H108V13H109ZM133 11H132L131 15L133 14ZM152 11H153V9H152ZM158 11H159V10H158ZM170 11H169V12H170ZM182 11H183V12H182ZM196 11H197V9H196ZM26 12H27V11H26ZM101 12H103V11H101ZM135 12H137V11H135ZM135 12H134V13H135ZM154 12H155V10H154ZM164 12H166V11H164ZM175 12H176V14H177V11H176V10H175ZM175 12H173V13L175 14ZM194 12H195V11H194ZM5 13H6V12H5ZM9 13H10V12H9ZM23 13H24V12H23ZM23 13H22V15H23ZM158 13H159V12H157V14H158ZM162 13H163V12H162ZM170 13H172V11H171ZM25 14H26V13H25ZM98 14H99V13H98ZM152 14H155V13L152 12ZM152 14H151V15H152ZM168 14H169V13H168ZM176 14H175V15H176ZM195 14H196V13H195ZM250 14H251V15H250V16H251L250 19L252 20V18L255 16V12L253 13V11H252ZM101 15H102V14H101ZM101 15L99 14V16H101ZM133 15H135V14H133ZM142 15H143V13H142ZM145 15H146V14H145ZM148 15H150V14L148 13ZM151 15H150V17H151ZM179 15H178V16H179ZM186 15H187V14H186ZM218 15H219V14H218ZM3 16H4V15H3ZM25 16H26V15H25ZM96 16H97V15H96ZM143 16H144V15H143ZM143 16H142V17H143ZM146 16H147V15H146ZM155 16H156V14H155ZM161 16H165V15L163 14V15H161ZM170 16L173 17L172 14H171ZM170 16H169V17H170ZM178 16H177V17H178ZM0 17H1V16H0ZM105 17H107L106 14L104 15V19L106 20ZM133 17H134V16H133ZM144 17H145V16H144ZM152 17H153V15H152ZM152 17H151V18H152ZM174 17H175V16H174ZM174 17H173V18H174ZM183 17H184V16H182V17L180 16L179 18H182V19H183ZM187 17H188L187 19L190 18L189 16H187ZM203 17H204V16H203ZM205 17H206V19H207V16H205ZM7 18H8V17H7ZM97 18H98V17H97ZM147 18H148V17H147ZM155 18H156V17H154V18H152V19L155 20ZM159 18H161V17H159ZM175 18H176V17H175ZM179 18H178V19H179ZM184 18L186 19V17H184ZM216 18H217V17H216ZM18 19H19V18H18ZM24 19H25V18H24ZM141 19H142V18H141ZM148 19H149V18H148ZM168 19H169L168 21L171 20V18H168ZM187 19H186V20H187ZM210 19H211V18H210ZM213 19H214V18H213ZM250 19H248V20H250ZM0 20H1V19H0ZM19 20H20V19H19ZM21 20H22V19H21ZM142 20H143V19H142ZM145 20L148 21L147 19H145ZM150 20H151V19H150ZM154 20H152V21H154ZM157 20H158V19H157ZM157 20H156V23H157ZM183 20H184V19H183ZM183 20H182V21H183ZM186 20H184V22H182V24H183V23L186 24V22H185ZM189 20H190V19H189ZM224 20H225V19H224ZM238 20H239V19H238ZM143 21H144V20H143ZM159 21H161V20L159 19ZM175 21H176V19H175ZM175 21H174V22H175ZM180 21H181V19H180ZM180 21L177 20L176 23H177V22L181 23ZM187 21H188V20H187ZM204 21H205V20H204ZM219 21H221V20H219ZM228 21H229V20H228ZM243 21H246V22H244V23H247V22H248V23L250 24V22L247 21L246 19H245V20L243 19ZM16 22H17V21H16ZM99 22H100V21H99ZM140 22L143 23L142 21H140ZM140 22H138V23H140ZM171 22H172V21L168 22V24L170 23L171 25H173L174 22H173V23H171ZM189 22H190V21H189ZM193 22H194V21H193ZM208 22H209V20H208ZM12 23H13V22H12ZM105 23H106V22H105ZM128 23H130V24H128ZM144 23H145V22H144ZM159 23H160V22H159ZM162 23H163V22H162ZM164 23H165V22H164ZM187 23H188V22H187ZM190 23H191V22H190ZM190 23H188V24L191 25ZM203 23H204L203 26L206 27L205 22H203ZM239 23L242 24L243 22H240V21H239ZM8 24H9V23H8ZM18 24H19V23H18ZM38 24H39V23H38ZM38 24H37V25H38ZM146 24H147V22H146ZM150 24H151V23H150ZM170 24H169V25H170ZM182 24H179V26L182 25ZM185 24H184V26L187 27L188 24H187V25H185ZM209 24H210V23H209ZM214 24H215V23H214ZM20 25H21V24H20ZM153 25H154V24H153ZM156 25L158 26V24H156ZM171 25L169 26L170 28L172 27ZM189 25H188V28L192 26V25H191V26H189ZM210 25H211V24H210ZM224 25H225V24H224ZM8 26H9V25H8ZM134 26H132V27H134ZM139 26H140V25H139ZM143 26L146 27L147 25L144 24ZM160 26H161V25H160ZM164 26H166V28H167V25H166V24H165V25L163 24V28H164ZM173 26H174V25H173ZM196 26H197V25H196ZM196 26H195V27H196ZM35 27H36V26H35ZM38 27H39V26H38ZM106 27H107V25H106ZM125 27H127V26H125ZM130 27H131V26H130ZM135 27H134V28H135ZM140 27H142V26H140ZM140 27L138 28L139 30H141V31H140V33H141L140 35L143 37V39H145L144 36H143L144 34L142 35V33H145V32L142 31V29H141ZM152 27H153L152 25H151V28H150V26H149L150 29H152ZM158 27H159V26H158ZM161 27H162V26H161ZM174 27H176V26H174ZM239 27H241V25H239ZM246 27H248V24H246ZM27 28H28V27H27ZM30 28H31V27H30ZM112 28H111V29H112ZM127 28H128V27H127ZM147 28H148V27H147ZM147 28H146V29H147ZM188 28H187L186 30H188ZM242 28L245 29V24H243V27H242ZM248 28H249V27H248ZM248 28H246V29H248ZM0 29H1V28H0ZM3 29H4V28H3ZM40 29H41V28H40ZM111 29H109V30H110V34H113V30H111ZM128 29H129V28H128ZM154 29H155V27H154ZM160 29H161V28H160ZM160 29H157V31H158V30H159V31L163 30V29H161V30H160ZM164 29H165V28H164ZM167 29H168V28H167ZM171 29H172V28H171ZM177 29H178V28H177ZM181 29H182V27H181ZM189 29H191V28H189ZM195 29H196V28H195ZM195 29H194V30H195ZM203 29H204V28H203ZM216 29H217V28H216ZM216 29H215V30H216ZM236 29H237V26H236ZM236 29H235V31H237ZM243 29H241V31H242ZM17 30H18V29H17ZM106 30H107V29H106ZM117 30H119V29H117ZM117 30H116V31H117ZM139 30H138V31H139ZM144 30H145V29H144ZM165 30H166V29H165ZM165 30H164V31H165ZM191 30H192V29H191ZM205 30H207V29H205ZM205 30H203V31H205ZM1 31H2V30H1ZM12 31H13V30H12ZM25 31H26V30H25ZM36 31H37V30H36ZM40 31H41V30H40ZM111 31H112V32H111ZM116 31H114V32H116ZM127 31H128V30H127ZM130 31H131V30H129L128 34H129V33L131 34V32H133V31H131V32H130ZM148 31H149V30H148ZM152 31H153V30H150L149 33H150V34L155 33V32H152ZM159 31H158V32H159ZM172 31H173V30H172ZM172 31H171V32H172ZM217 31H218V30H217ZM217 31H216V32H217ZM233 31H234V30H233ZM235 31L232 32V33H234V35L237 34ZM241 31L239 32V36H240V35H243V34L246 33V31H244L245 33L241 32ZM3 32H4V30H3ZM9 32H10V31H9ZM9 32H7V33H9ZM105 32H106V31H105ZM120 32H121V31H119V33H120ZM123 32H125V31H123ZM123 32H122V33H123ZM162 32H163V31H162ZM162 32H160V33H162ZM165 32H167V30H166ZM168 32H170V29H169ZM174 32H175V31H174ZM181 32H182V31H181ZM183 32H184V31H183ZM183 32H182V33H183ZM188 32H189V30H188ZM192 32H193V31H192ZM206 32H207V31H205V34H206ZM249 32H250V31H249V29H248V30H247V34H249ZM5 33H6V32H5ZM30 33H31V32H30ZM30 33H29V34H30ZM106 33H107V32H106ZM117 33H118V32H117ZM133 33H134V32H133ZM137 33H138V32H137ZM137 33H135L134 35H136ZM175 33H176V32H175ZM175 33L172 32V34H174V35H175ZM178 33L180 34V32H178ZM185 33H186V32H185ZM189 33H191V31H190ZM198 33H199V32H198ZM198 33H197V34H198ZM217 33H218V32H217ZM242 33H243V34H242ZM250 33H251V32H250ZM2 34H3V33H2ZM26 34H27V33H26ZM107 34H108V33H107ZM110 34H108V35H110ZM114 34H115V33H114ZM123 34H126V33H123ZM123 34H122V35H123ZM128 34H126V35H128ZM150 34H149V35H150ZM156 34H157V32H156ZM164 34H165V33H164ZM164 34H163V35H164ZM187 34H188V33H186V35H187ZM195 34H196V31H195ZM247 34H246V35H247ZM5 35H6V34H5ZM17 35H18V34H17ZM41 35H42V34H41ZM131 35H132V34H131ZM134 35L131 36V37H132L133 39L137 40V39L139 38V36H134ZM199 35H200V33H199ZM199 35L194 36V38H197ZM206 35H207V34H206ZM208 35H209V34H208ZM214 35H215V34H214ZM232 35H233V34H232ZM234 35H233V36H234ZM250 35H251V34H250ZM15 36H16V35H15ZM104 36H105V35H104ZM119 36H121V33H120V34L113 35V38H114V40H115V38H116V39L118 38V39H119L118 42L120 43V37H119ZM145 36L147 37V35H145ZM151 36H153V37H151ZM167 36L169 37V34H168V35L165 34V37H167ZM176 36H178V35H176ZM176 36H175V38H178V37H176ZM191 36H193V35H191ZM191 36H189V37H190L189 39H191ZM237 36H238V35H237ZM248 36H249V35H248ZM248 36H246V37H248ZM253 36H254V35H253ZM109 37H110V40H111V39L113 40L112 35H110ZM125 37H126V36H125ZM127 37H129V38H127L128 40L131 38L129 35H128ZM134 37H135V38H134ZM136 37H138V38H136ZM142 37H140V38L142 39ZM149 37H150L151 39H152V38H153V39L151 40V39H149ZM155 37H156V36H155ZM157 37H158V36H157ZM162 37H163V36H162ZM170 37H171V36H170ZM173 37H174V36H173ZM173 37H172V38H173ZM200 37H201V35H200ZM200 37H198V39H200ZM222 37H223V36H222ZM226 37H228V36H226ZM234 37H235V36H234ZM242 37H243V36H242ZM244 37H245V35H244ZM244 37H243V38H244ZM249 37L251 38V36H249ZM258 37H259V39H262V36H258ZM0 38H1V37H0ZM3 38H4V36H3ZM32 38H33V37H32ZM106 38L108 39V37H106ZM132 38H131V39H132ZM172 38H171V39H172ZM187 38H188V35H187ZM209 38H210V37H209ZM231 38L233 39L232 36H231ZM236 38H237V37H236ZM252 38H253V37H252ZM1 39H2V38H1ZM121 39H123L122 36H121ZM131 39H130V41H131ZM133 39H132V41H133ZM148 39H149V41L151 40L153 43H154V40H156V38H154V34L148 36ZM148 39H147L146 41H148ZM179 39L181 40L182 38H179ZM189 39L187 40V44L184 45V46H186V48H187L186 50H188V47H189V46L187 47L188 42H189V44H190V40H189ZM201 39H202V37H201ZM221 39H222V38H221ZM245 39H246V38H245ZM254 39H256V36H255ZM259 39H258V40H259ZM263 39H264V38H263ZM32 40H33V39H32ZM158 40H160V39H158ZM177 40H178V39H177ZM192 40H193V37H192ZM192 40H191V42H193ZM205 40H206V39H205ZM233 40H234V39H233ZM236 40H237V39H235V41H236ZM238 40L241 41L240 43L237 41V42L240 44L239 46L236 45V43L232 41L233 43H235L236 46H238V47H237L238 49H235V50L237 51L236 53L239 54V53H242V52H243L244 54H242L243 57H240V55H238V56L235 55L234 58H235V59H237V58L239 59V57H240L241 59H239V60H242V58L245 59V58H247V56H250V53L247 51V48H248V46L250 45V44L248 45V43L250 42L251 39L249 40V39L247 38V40H244V39H242V38L239 37ZM28 41H29V40H28ZM40 41H42V40H40ZM116 41H117V40H116ZM137 41H139V39H138ZM137 41H136V42H137ZM141 41H142V40H141ZM141 41H139V42H141ZM169 41H171V40L169 39ZM174 41H175V40H174ZM174 41L172 40V42H174ZM182 41H183V39H182ZM182 41H181V42H182ZM218 41H219V40H218ZM227 41H230V40H227ZM254 41H255V40H254ZM142 42H143V41H142ZM152 42H151V43H152ZM157 42H158V41H157ZM159 42H160V41H159ZM167 42H168V40L166 41V43H167ZM176 42H178V41H176ZM195 42H196V41H195ZM195 42H194V44H196ZM220 42H221V41H220ZM251 42H252V40H251ZM251 42H250V43H251ZM260 42H262V41L259 40V43H258L259 46H256V45H254V46L257 47L261 52H263L262 49L264 48V47H263V44H264V43L260 44ZM130 43H131V42H130ZM133 43H135V42H133ZM147 43H148V42H145L143 45H144L145 47L148 46V49L146 48V50H148L149 52H150V50H151V53H152L153 50H155V47H153L152 44H150V42H149L148 44H147ZM160 43H161V42H160ZM162 43H163V46H162L163 54L161 53V49H160L161 47L159 48V45H158V49H160V53L162 54V56L160 55L159 52H158L159 54H157V53H156L157 51L155 52V54H154V53H153V54L155 55V57H156V54H157V55H160V57H162V58L166 57V58H165V60H166V59L168 58V56L170 55V53H169L168 55H166V54H167V52L170 51V50L167 51V50L165 49V48H167V47L164 45L165 42H162ZM214 43H215V42H214ZM214 43H213V44H214ZM233 43L231 44V42H229V43L227 42V45H228V46L225 45V48L228 47V50L231 51V54H232V51H234V49H233V50L231 49V47L234 45ZM35 44H36V43H35ZM113 44H115V43H113ZM120 44H121V43H120ZM141 44H142V43L139 44V47H140V46H141V47H144V46H142ZM146 44H147V46H146ZM158 44H159V43H158ZM167 44H168V43H167ZM170 44H171V42H170ZM174 44H175V43H174ZM178 44H179V43H178ZM183 44H185V42L182 43V45H183ZM207 44H209V42H207ZM253 44H254V43H253ZM258 44H257V45H258ZM40 45H41V44H40ZM118 45H119V44H118ZM136 45H137V47H138V43H136ZM155 45H157L156 42H155ZM161 45H162V44H161ZM168 45H169V44H168ZM176 45H177V43H176ZM176 45H174V47H175ZM179 45H180V44H179ZM218 45H220V44H218ZM235 45H234V46H235ZM251 45H252V43H251ZM116 46H117V45H116ZM132 46L134 47V45H132ZM149 46H150V47L152 46V47L150 48V50H149ZM172 46H173V45H171V47H170V45H169V48H172ZM177 46H178V45H177ZM177 46H176V47H177ZM207 46H208V45H207ZM209 46L211 47V43L209 44ZM209 46H208V47H209ZM212 46H213V45H212ZM214 46H215V44H214ZM117 47H118V46H117ZM119 47H121V45H120ZM135 47H136V46H135ZM137 47H136V49H139V50L141 49V51H142V48H141V47H140V48H137ZM145 47H144V49H145ZM164 47H165V48H164ZM180 47H181V46H179V49H180ZM222 47H223V46H222ZM40 48H41V47H40ZM156 48H157V47H156ZM217 48H220V47H219V46H216V50H217ZM20 49H21V48H20ZM37 49H38V48H37ZM132 49H133V48H132ZM136 49H134V51H135ZM144 49H143V50H144ZM179 49H178V50H179ZM181 49H182V47H181ZM209 49H211V48H209ZM220 49H221V48H220ZM130 50H131V48H130ZM172 50H173V49H172ZM186 50L184 49V51H186ZM189 50H190V49H189ZM216 50H214V52H215ZM218 50H219V49H218ZM226 50H227V49H226ZM228 50H227V51H228ZM164 51H166V54L164 53ZM173 51L176 52V48H175V50H173ZM181 51H183V50H181ZM181 51H179L180 53H177L178 55H176V53L172 52V53H173V56L175 55L176 58H177L178 56H181V55H180V54H182ZM203 51H204V50H203ZM219 51H220V50H219ZM36 52H37V51H36ZM129 52H130V51H129ZM131 52H133V50H132ZM138 52H139V54H141V55H143V53H146V54H147V52H143V53H140V51H138ZM177 52H178V51H177ZM187 52H188V51H187ZM214 52H213V53H214ZM224 52H225V50H224ZM234 52H235V51H234ZM136 53H137V52L135 51V54H136ZM189 53H190V52H189ZM213 53H211V55H213ZM263 53H264V52H263ZM27 54H28V53H27ZM135 54H134V55H135ZM164 54H165V55H164ZM185 54H187V53H185ZM215 54H217V51L215 52ZM226 54H228V53H226ZM234 54H235V53H234ZM234 54H233V55H234ZM20 55H21V53H20ZM131 55H133V54L131 53L130 56H131ZM134 55H133V56H134ZM141 55H138V53H137V56L139 57V59L137 58L136 60H139L138 63H140V56H141ZM163 55H164V56H163ZM182 55H184V54H182ZM217 55H218V54H217ZM224 55H225V53H224ZM30 56H31V55H30ZM30 56H29V57H30ZM185 56H186V55H185ZM201 56H202V55H201ZM201 56H200V57H201ZM228 56H229V55H228ZM228 56H227V57H228ZM18 57H19V56H18ZM143 57H144V59H146V57L148 58L147 55H146V56H143ZM152 57H153V56H152ZM155 57H153V59H154ZM183 57H184V56H183ZM183 57H182V60H183ZM188 57H190V56H187V58H188ZM209 57H210V56H209ZM212 57H213V56H212ZM215 57H216V56L214 55L213 60H214ZM224 57H225V56H224ZM227 57H226V58H227ZM231 57H232V56H230V57H228V58L230 59ZM156 58H158V57H156ZM162 58H160V59L162 60ZM170 58H171V56H170ZM205 58H206V57H205ZM217 58H218V57H217ZM226 58H225L224 60H226ZM228 58H227V60H229ZM249 58H252V57H249ZM27 59H28V58H27ZM31 59H32V58H31ZM160 59H159V61H160ZM203 59H204V58H203ZM215 59H216V58H215ZM244 59H243V61H245ZM253 59H254V57H253ZM253 59H251V62L253 61ZM130 60H131V59H130ZM134 60H135V59H134ZM134 60H131V61H134ZM141 60H142V59H141ZM146 60H147V59H146ZM156 60H157V59H156ZM165 60H163L164 63H165ZM177 60L179 61V58H177ZM186 60H187V59H186ZM186 60H183L182 62H184V61H186ZM189 60H190V59L188 58L187 61L190 62L191 60H190V61H189ZM218 60H220V59H218ZM227 60H226V62H228ZM231 60H233V58H231ZM248 60H249V59H248ZM144 61H145V60H144ZM148 61H149L148 63H147V61H146L147 64H149L150 61H152V60L149 59ZM169 61H170V60H169ZM175 61H176L175 59H174V61H171V64H174L173 62H175ZM193 61H194V59H193ZM193 61L190 62V63L193 64V63H194ZM136 62H137V61H136ZM157 62H158V61H156V63H157ZM179 62H180V61H179ZM215 62H217V61H215ZM223 62H224V61H222L221 64H223ZM231 62H233V61H229L228 63L231 64ZM238 62H239V61H238ZM245 62H246V61H245ZM245 62H244V64H245ZM131 63H132V62H131ZM152 63H155V59H154V61H152ZM156 63H155V64H156ZM164 63H162L163 66H166V65L168 64L166 67L169 68V66H170L169 63H170V62H169V63H166V64H164ZM186 63H187V62H186ZM186 63H180V64H182V65H180L181 68H180V67L178 68L179 64H178V62H177L178 65H177V64H176V65H177V68L179 69V72H178L177 70L175 71V69H177V68H175V69L173 68V69H172V67L170 66L171 69H170V70L168 69V70H169L171 73H173L174 76H175V75H177V76H175V78H174V77H172V75H171V73H170L171 78H170V80L168 79V81H170V82H169V83H166V85L169 84V85L167 86V92H168V94L171 96V97L169 96L168 98L173 99V100H174L175 102H177L178 105H179V106L177 105L175 111L172 109V110L174 111V115L176 114V115L178 116V120H177V122L175 121V123H177V126H176V127H177V130H175V131H176V132L179 131V132L181 133V138H180V136H179V138H180V144L183 145L184 141H185V143L188 142L186 146H188V149H190V151H189V150L186 151V152H188V153H187L188 155L186 154V155L188 156V158H186V155H185V153H184L183 151H181V152H183L182 157H180L181 155H180V156L178 155V157L181 158V159H180V162H183V163H182L183 165H184L185 163L188 164V167H187V168H189V171H190V177L187 178V177L185 176V178L188 179V182L185 180L186 182L184 181V182H185L184 185L187 186V188H188V186H189L190 189H189V188H188V189L190 190L189 193H190L191 195H193V196H195V197H198V196L200 195V190L202 189V187H203L202 184H203L204 182H202V184H200V185H202V186H200L199 183H201V181H202L201 179H203V176H204V174H205L204 171L207 169V168H205V170H203V168H204L205 165H202L201 162H200V164L202 165V167H201L200 165L198 166V163H199L198 158H199V157H204V156H205V155H204V156H202V155H201V156H198L199 153L202 154L201 151H202V149L204 148V147H203L204 145L202 146L203 143H201V141H202V139H201V137H202V136H201V131H200V133L198 132V130H200L198 124L201 122V120H202V123H203V121H205V118H204V116H205V115H204L205 109H206V108L208 109V108H211V107H206V105H208V104H207L208 99L206 98L207 100H205V97H207V96L202 97L203 95H201V93L204 92L205 90L201 92V91L199 90V89H200V88H199V85H200V84H198V82H196V83L198 84V86H197V84H195L194 78H195V77H197L196 79H199V78H198V76H195V77H194V75L196 74V72H195V73L193 72L194 69L192 70V68H194V67L191 68V64L188 63L189 65H188V64L186 65ZM241 63H242V61H241ZM241 63L238 64L239 66L236 65V66H237V74H236V75H237V76H236L237 78L235 79L236 81L234 80L235 82H234L233 79H232L233 76L230 74V76H229V78H228V80L230 79V81H229L228 83L226 82L227 84L224 83L225 81H228V80H226V77L228 76V74H225V73H227L228 70H231V68H232L233 66H235V65H233L232 67H229L230 69H229V68L227 69V68H226L227 66H225L224 69H227L226 72L222 71V75H223V73H224V76H222L221 74H220L221 76H219V73H220L221 69H220V71H219L218 74L216 73V74H217V77H216V78L218 79V81H216V83L219 82V85H218L217 87L219 88V86H220V91L217 90L218 88H217L216 90H217V92H218V91L220 92V93H219V94H220V97H218V98L220 99L219 104L221 103V105H222V107L220 108V110L222 109V112H223V114H224V115H223L224 117H225V115L229 112V111L226 112V109H228V108L230 107V106L228 107L226 103L224 104V102H226L225 100H227V102H228V100H230V102H231V106H232V104H234L233 101H236V99L234 100V98H236L235 95H237L235 92H237V87H238V85L241 84V82H240V84H238V82L240 81V78H242V76H244L245 78L248 77V73L251 72L250 68H249V71H248V66H249V63H250V62L247 63L248 65H246L245 70H243L244 68H242ZM18 64H19V63H18ZM133 64H134V63H133ZM136 64H137V63H136ZM141 64H145V62H143V63H141ZM141 64H137V65H141ZM157 64H158V63H157ZM184 64H185V65H184ZM230 64H229V65H230ZM235 64H236V61H235ZM129 65H130V64H129ZM159 65L161 66V63H159ZM176 65H174V67H175ZM193 65H194V64H193ZM224 65H225V63H224ZM231 65H232V64H231ZM231 65H230V66H231ZM124 66H125V65H124ZM133 66H134V65H133ZM133 66H130V67H133ZM146 66H147V65H146ZM149 66H150V65H149ZM157 66H158V65H157ZM160 66H158V67H160ZM236 66H235V67H236ZM250 66H251V65H250ZM250 66H249V67H250ZM128 67H129V66H128ZM134 67L137 68L138 66L135 65ZM152 67H153V66H152ZM161 67H162V66H161ZM219 67H220V66H219ZM235 67H234V68H235ZM125 68H127V67H125ZM145 68H146V67H145ZM162 68H163V67H162ZM162 68H160V70H161ZM198 68H199V66H198ZM221 68H222V70H223V67H222V66H221ZM234 68H233V70H234ZM122 69H123V71H124L123 66H122ZM131 69H132V68H131ZM134 69H135V68H133V70H134ZM139 69H140V66H139L138 70H139ZM141 69H143V67H142ZM158 69H159V68H158ZM158 69H157V68L155 69V66H154V71H156V70H158ZM164 69H165V67H164ZM164 69H162V70L165 71L166 69H165V70H164ZM21 70H22V69H21ZM126 70L129 71V68L126 69ZM146 70H148V69H146ZM171 70H172V71L174 70L177 74H176L175 72H172ZM196 70H197V69H196ZM207 70H208V69H207ZM218 70H219V69H218ZM235 70H236V69H235ZM116 71H117V70H116ZM119 71H120V70H119ZM139 71H141V70H139ZM231 71H232V70H231ZM231 71H230V72H231ZM244 71H245V72H244ZM252 71H253V70H252ZM134 72H135V70H134ZM141 72H142V74H143L144 71H141ZM147 72H148V71H147ZM147 72L145 73V75L147 74ZM228 72H229V71H228ZM230 72H229V73H230ZM235 72H236V71H235ZM125 73H126V72H125ZM125 73H124V74H125ZM128 73H131V74H132L133 71L131 72V70H130V72H128ZM128 73H126V74H127V75H131V74H128ZM138 73H139V72H138ZM155 73H156V72H155ZM157 73H161V74H163L164 72H161V71H160V72H157ZM166 73H167V71L165 72V74H166ZM179 73H180V74H179ZM252 73H253V72H252ZM256 73H257V72H256ZM142 74H141V75H142ZM178 74H179V75H178ZM232 74H234V71H233ZM257 74H258V73H257ZM259 74H260V77H259L258 75H257V76L259 77V79L261 78L260 80H261L262 82H261L260 80H259V81L262 83V85H261V83L258 84V83H259L258 79H257V81H258L257 84H258L259 86L261 85V86H262L261 88L263 89V90H262L261 88H259V90H262V91H261V92H262V93H261L262 98L260 99V100H261V103H260L261 105H260V108L256 109L255 111L253 110V111H254V114L260 112V114H258V115H259V116L261 115V116H260V117H261V121H260V122H259V121H256V120H257V119H256V120H255V121H256L255 124H257V122H258V125L260 124V125H259L260 127H258V129H261V123H263V120H264V119H263V115H264V70L259 71ZM132 75H133V74H132ZM132 75H131V77L134 78V76H132ZM145 75H144V76H145ZM148 75H149V74H148ZM163 75H164V74H163ZM170 75H168V76H170ZM245 75H246V76H245ZM253 75H255V73H254ZM121 76H122V73H121ZM135 76H136V75H135ZM139 76H140V74H139ZM149 76H150V75H149ZM153 76H154V73H153ZM159 76H160V75H159ZM165 76H166V75H165ZM165 76H164V77H165ZM234 76H235V75H234ZM129 77H130V76H129ZM131 77H130V78H131ZM137 77H138V76H137ZM137 77H136V78H137ZM150 77H151V76H150ZM161 77H162V76H161ZM164 77H162V78H164ZM176 77H177V78H176ZM252 77H253V76H252ZM120 78H121V77H120ZM126 78H128V77H126ZM130 78H129V80H131ZM151 78H152V77H151ZM153 78H154V77H153ZM159 78H160V77H158V79H159ZM168 78H169V77H168ZM203 78H204V77H203ZM221 78H222V79H221ZM121 79H122V78H121ZM137 79H140V78L138 77ZM137 79H135V80H136V83H137V85H138L139 82H137ZM141 79H143V78L141 77ZM145 79H146V78H145ZM145 79H144V80H145ZM155 79H156V78H155ZM158 79H157V81L160 82V79H159V80H158ZM164 79H165V78H164ZM224 79H225V81H224ZM254 79H255V78H254ZM126 80H127V79H125V81H126ZM133 80H134V79H132L131 81H133ZM135 80H134L133 82H135ZM150 80H151V79H150ZM139 81H140V82H143L142 80H139ZM147 81H148V80H147ZM147 81H146V82H147ZM166 81H167V80H166ZM199 81H200V80H199ZM223 81H224V82H223ZM241 81H242V79H241ZM246 81H247V80H246ZM255 81H256V79H255ZM255 81H254V83H255ZM121 82H123V81H121ZM126 82H127V81H126ZM200 82H201V81H200ZM243 82H244V81H243ZM123 83H125V82H123ZM127 83H128V82H127ZM143 83H144V82H143ZM212 83H213V82H212ZM254 83H253V85H254ZM125 84H126V83H125ZM125 84H124V85H125ZM128 84H129V83H128ZM128 84H127V85H128ZM148 84H149V85H152V84H150V83H148ZM157 84H158V82H157ZM159 84H160V83H159ZM247 84H248V83H246V85H247ZM249 84H250V83H249ZM112 85H113V84H112ZM124 85H123V86H124ZM130 85H131V82H130V84L128 85V86H129V89H131V88H130ZM139 85H140V83H139ZM143 85H144V84H143ZM143 85H141V86H143ZM160 85H161V87H162V86H163V83L160 84ZM123 86H122V88H124V90H125L126 87H123ZM125 86H126V85H125ZM141 86H140V87H141ZM144 86H145V85H144ZM135 87H136V85H134L132 89H134ZM146 87H147V86H146ZM158 87H159V86H158ZM243 87H244V86H243ZM254 87H255V86H254ZM257 87H258V86H257ZM257 87H256V88H257ZM136 88H137V87H136ZM198 88H199V89H198ZM241 88H242V87H241ZM245 88H246V87H245ZM107 89H108V88H107ZM138 89H139V88H138ZM143 89H145V88H143ZM147 89H148V88H146V90H143V93L146 94V93H147ZM149 89H150V88H149ZM109 90H110V89H109ZM136 90H137V89H136ZM140 90H141V88H140ZM140 90H138V91H140ZM240 90H241V89H240ZM242 90H243V89H242ZM245 90H246V89H245ZM106 91H107V90H106ZM116 91H117V90H116ZM133 91H134V90H133ZM144 91H145V92H144ZM149 91H150V90H149ZM157 91H158V90H157ZM162 91H163V90H162ZM246 91H247V90H246ZM109 92H110V91H109ZM122 92H123V91H122ZM128 92H129V90H128ZM136 92H137V91H136ZM136 92H135V93H136ZM153 92H154V91H153ZM200 92H201V93H200ZM217 92H216V93H217ZM241 92H242V91H241ZM102 93H103V92H102ZM107 93H108V92H107ZM143 93H141V94H143ZM148 93H150V92H148ZM204 93H205V92H204ZM120 94H121V93H120ZM131 94H132V93H131ZM137 94H139V92H137L135 95L138 96ZM114 95H115V94H114ZM127 95L129 96L128 93H127ZM127 95H126V98L128 97ZM135 95L133 96L134 98H135ZM143 95H144V94H143ZM150 95H151V94H150ZM150 95H149V96H150ZM205 95H206V94H205ZM216 95H218V94H216ZM239 95H240V94H239ZM259 95H260V93H259ZM259 95H257V96L259 97ZM110 96H111V95H110ZM152 96H153V95H152ZM160 96H161V95H160ZM163 96H166V97H167L166 93H165V95H163ZM153 97H154V96H153ZM155 97H156V96H155ZM124 98H125V97H124ZM126 98H125V99H126ZM139 98H140V96H139ZM139 98H137V99H139ZM144 98H145V97H144ZM168 98H167V99H168ZM230 98H231V99H230ZM117 99H118V98H117ZM129 99H132V100H133L132 97L129 98ZM150 99H151V98H150ZM163 99H164V97H163ZM165 99H166V98H165ZM37 100H38V99H37ZM103 100H104V99H103ZM112 100H113V99H112ZM126 100H127V99H126ZM139 100H140V99H139ZM144 100H145V99H144ZM173 100H172V101H173ZM248 100H249V99H248ZM257 100H258V99H257ZM165 101H166V100H165ZM169 101H171V100H169ZM254 101H255V100H254ZM254 101H253V102H254ZM258 101H259V100H258ZM133 102L135 103L136 101H133ZM138 102H139V101H138ZM145 102H146V101H145ZM149 102L151 103V102H153V100H152V101H149ZM175 102H174V103H175ZM211 102H212V101H211ZM230 102H229V103H230ZM36 103H37V102H36ZM111 103H112V102H111ZM131 103H132V101H131ZM136 103H137V102H136ZM147 103H148V102H147ZM166 103H167V101H166ZM166 103H165V104H166ZM168 103H170V102H168ZM171 103H172V102H171ZM171 103H170V107L173 108L174 106L172 107V106H171ZM174 103H172V104L176 106L177 103H175V104H174ZM208 103H209V102H208ZM162 104H163V103H162ZM240 104H241V103H240ZM132 105H133V104H132ZM135 105H136V104H134L133 106H135ZM147 105H148V104H147ZM215 105H216V104H215ZM229 105H230V104H229ZM235 105H236V104H234V106H235ZM73 106H74V105H73ZM116 106H117V105H116ZM151 106H152V105H151ZM155 106H156V105H155ZM199 106H200V109H201V110L198 109ZM209 106H210V104H209ZM234 106H233V109H234ZM250 106H251V105H250ZM252 106H254V105H252ZM137 107H138V106H137ZM147 107H148V106H147ZM166 107H167V106H166ZM170 107H169V108H170ZM201 107H202V108H201ZM217 107H218V106H217ZM237 107H238V105H237ZM237 107H235V108H237ZM243 107H244V106H243ZM257 107H258V106H257ZM61 108H62V107H61ZM80 108H81V107H80ZM98 108H99V107H98ZM135 108H136V106H135ZM145 108H146V107H145ZM155 108H156V107H155ZM167 108H168V107H167ZM169 108H168V111H169ZM250 108H251V107H250ZM86 109H87V108H86ZM88 109H89V108H88ZM88 109H87V111H88ZM94 109H95V108H94ZM107 109H109V108H107ZM107 109H106V110H107ZM174 109H175V108H174ZM203 109H204V110H203ZM211 109H212V108H211ZM230 109H231V110H230L231 114H233V113L236 112V111L238 112V111H241V110H242V108H241V110L238 109V110H236V111L233 112V111H232V108H230ZM120 110H121V109H120ZM136 110H139V108H138V109L136 108ZM172 110H171V111H172ZM234 110H235V109H234ZM109 111H110V110H109ZM147 111H148V110H147ZM153 111H154V107H153ZM168 111H167V112H168ZM203 111H204V112H203ZM242 111H243V110H242ZM242 111H241V112H242ZM250 111H251V110H250ZM105 112H106V111H105ZM132 112H133V111H132ZM135 112H136V111H135ZM143 112H144V111H143ZM148 112L150 113L151 110L148 111ZM148 112H147V113H148ZM169 112H170V111H169ZM230 112H229V114H230ZM232 112H233V113H232ZM112 113H113V111H112ZM114 113H115V112H114ZM129 113H130V112H129ZM145 113H146V112H145ZM145 113H144V114H145ZM147 113H146V114H147ZM151 113H152V112H151ZM160 113H161V112H160ZM213 113H214V112H213ZM242 113L244 114V112H242ZM248 113H249V112H248ZM117 114H118V113H117ZM134 114H136V113H134ZM134 114H131V116H132L131 119H132L133 117H135ZM163 114H164V113H163ZM171 114H172V113H171ZM231 114H230V115H231ZM236 114H237V113H236ZM238 114H239V113H238ZM246 114H247V113H246ZM246 114H245V115H246ZM254 114H253V115H254ZM106 115H107V114H106ZM113 115H114V114H113ZM118 115H119V114H118ZM129 115H130V114H129ZM137 115H138V114H137ZM137 115H136V117H138ZM147 115H148V114H147ZM172 115H173V114H172ZM206 115H207V112H206ZM247 115H248V114H247ZM145 116H146V115H145ZM149 116H150V115H149ZM164 116H165V115H164ZM170 116H171V115H170ZM170 116H169V118H170ZM194 116H195V117H194ZM226 116H227V115H226ZM228 116H229V115H228ZM232 116H233V117H232ZM243 116H244V115H243ZM243 116H242V117H243ZM251 116H252V115H251ZM255 116H256V115H255ZM109 117H110V116H109ZM119 117H120V116H119ZM173 117H174V116H173ZM205 117H207V116H205ZM230 117H232V118L234 119L235 117H238V116H236V115L233 114V115H231ZM230 117H229V118H230ZM248 117H249V115H248ZM257 117H258V116H257ZM260 117H258V118H260ZM41 118H42V117H41ZM114 118H115V116H114ZM117 118H118V117H117ZM122 118H123V117H122ZM138 118L140 119V117H138ZM141 118H142V117H141ZM164 118H165V117H164ZM171 118H172V117H171ZM174 118L176 119V117H174ZM232 118H231V119H232ZM251 118H252V117H251ZM111 119H113V118H111ZM126 119H127V118H126ZM152 119H153V117H152ZM166 119H167V118H166ZM172 119H173V118H172ZM172 119H171V121L175 120V119H173V120H172ZM225 119H226V118H225ZM231 119H228V121L231 120ZM237 119H239V117H238ZM240 119L242 120V118H240ZM243 119H244V118H243ZM246 119H248V118H246ZM254 119H255V118H254ZM84 120H85V119H84ZM113 120H114V119H113ZM116 120H117V119H116ZM129 120H130V118H129ZM129 120H128V123L131 121V120H130V121H129ZM133 120H134V121L136 120L135 122L138 121V119H133ZM133 120H132V123L134 122ZM155 120H156V119H155ZM167 120H168V119H167ZM169 120H170V119H169ZM217 120H218V119H217ZM241 120H240V121H241ZM251 120H252V119H251ZM258 120H260V119H258ZM85 121H86V120H85ZM123 121H124V120H123ZM147 121H148V117H147ZM149 121H152V120H149ZM153 121H154V120H153ZM153 121H152V122H153ZM162 121H163V120H162ZM231 121H232V120H231ZM231 121H229L228 123L231 124V123H230ZM101 122H102V121H101ZM140 122H141V121H140ZM169 122H170V121H169ZM169 122L167 121V123H168L167 125H169ZM241 122H242V121H241ZM40 123H41V122H40ZM105 123H106V122H105ZM159 123H161V122H159ZM172 123H173V122H172ZM204 123H206V122H204ZM141 124H142V125H141ZM141 124L139 123V125H137V123H136L135 126H133V127H132V124H127L128 126H131L133 130L135 129V131H133L134 134H136V137H137V135H139V137H137V139L140 138V137L142 138L143 136H144V137L147 136V135H145V133L148 132V129H147V131L144 130L143 136H142V135L140 136V134L142 133L143 130H142L141 127H139V126H140V125H141V126H145V125H143V124H144L143 122H142ZM148 124H151V122L148 123ZM170 124H171V123H170ZM229 124H228V125H229ZM241 124H242V123H241ZM246 124H247V123L244 121V123H243L242 125H239V127L244 125L243 127L246 128V127H245ZM119 125H120V124H119ZM121 125H122V124H121ZM127 125H126V127H127ZM200 125L203 126L202 124H200ZM208 125H209V123H208ZM216 125H217V124H216ZM222 125H223V124H222ZM262 125H263V124H262ZM173 126H175V125H173ZM173 126H170V125H169V126H165V127H167V129L170 127V129H171V127H173ZM131 127H129V128H131ZM146 127H148V126L146 125ZM150 127H151V126H150ZM153 127H155V126H153ZM153 127H152V128H153ZM157 127H158V126H157ZM239 127H238V128H239ZM253 127H254V126H253ZM262 127H263V129H264V126H262ZM45 128H46V127H45ZM127 128H128V127H127ZM142 128H143V127H142ZM152 128H151V130H152ZM174 128H175V127H174ZM198 128H199V129H198ZM207 128H208V127H207ZM209 128H210V127H209ZM238 128H236V129H234V130H237ZM244 128H242V129H244ZM254 128H255V127H254ZM49 129H50V128H49ZM49 129H48V130H49ZM110 129H111V128H110ZM118 129H119V128H118ZM125 129H126V128H125ZM145 129H146V128H145ZM149 129H150V128H149ZM170 129H168V131H170ZM175 129H176V128H175ZM202 129H203V128H202ZM202 129H201V130H202ZM153 130H155V128H154ZM153 130H152V131H153ZM158 130H160V129H158ZM213 130H214V129H213ZM240 130H241V128H240ZM255 130H256V128H255ZM57 131H58V130H57ZM112 131H113V130H112ZM118 131H119V130H118ZM127 131H128V130H127ZM129 131H130V130H129ZM129 131H128V132H129ZM140 131H141V133H140ZM145 131H146V132H145ZM171 131H173V129H171ZM175 131H174V132H175ZM258 131H259V130H258ZM46 132H47V131H46ZM110 132H111V131H110ZM125 132H126V131H125ZM133 132H132V133H133ZM150 132H151V131H150ZM155 132H156V131H155ZM163 132H165V131H163ZM166 132H167V130H166ZM203 132H204V131H202V133H203ZM206 132H207V131H206ZM208 132H209V131H208ZM106 133H107V132H106ZM117 133H118V132H117ZM122 133H123V132H122ZM170 133H173V132H170ZM170 133H169V134H170ZM177 133H178V132H177ZM237 133H238V131H237ZM239 133H242V130L239 131ZM128 134H129V138L131 139L130 141H132V138H134V135H133L132 137H130V136H131L130 133H128ZM155 134H156V136L158 135V137L160 136V139H161L162 137H164V136L161 137L160 132H159V134H158V132L155 133ZM155 134H154V135H155ZM178 134H179V133H178ZM183 134H185V135L183 136ZM198 134H199V135H198ZM203 134H204V133H203ZM203 134H202V135H203ZM206 134H207V133H206ZM235 134H236V132H235ZM152 135H153V134H152ZM163 135H164V134H163ZM166 135H167V134H166ZM172 135H176V133H175V134H172ZM207 135H208V134H207ZM126 136H127V134H126ZM156 136H154V137H156ZM170 136H171V135H170ZM170 136H169V138H171ZM176 136H177V135H176ZM211 136H212V134H211ZM45 137H46V136H45ZM47 137H48V136H47ZM50 137H51V136H50ZM55 137H56V136H55ZM69 137H70V136H69ZM107 137H108V136H107ZM144 137H143V138H144ZM158 137H157V138H158ZM167 137H168V136H167ZM208 137H209V136H208ZM101 138H102V137H101ZM113 138H114V137H113ZM127 138H128V137H127ZM129 138H128V139H129ZM141 138H140V139H141ZM145 138H148V136L145 137ZM145 138H144V139H145ZM165 138H166V136H165ZM46 139H48V138H46ZM97 139H98V138H97ZM110 139H111V138H110ZM137 139H136V140H137ZM140 139H139L138 141H142V140H140ZM149 139H150V138H149ZM163 139H164V138H163ZM166 139H167V138H166ZM166 139H165V140H166ZM173 139H174V138H173ZM211 139H212V138H211ZM112 140H113V139H112ZM133 140H134V139H133ZM146 140H147V139H146ZM150 140H151V139H150ZM153 140H154V142H155V139H154V138H153ZM161 140H162V139H161ZM167 140H168V139H167ZM175 140H177V139H175ZM187 140H188V141H187ZM48 141H49V140H48ZM143 141H144V140H143ZM143 141H142V142H143ZM148 141H149V140H147V142H148ZM158 141H160V140H158ZM163 141H164V140H163ZM169 141H170V140H169ZM169 141H168V142H169ZM171 141H172V138H171ZM177 141H178V140H177ZM144 142H145V141H144ZM154 142H153V144H154ZM168 142H167V143H168ZM199 142H200V143H199ZM139 143H140V142H139ZM156 143H157V142H155V145H157ZM161 143H162V142L160 141V143H159L158 145H160ZM171 143H172V142H171ZM198 143L201 144V145L199 146ZM136 144H137V143H136ZM143 144H144V143H143ZM153 144H152V145H153ZM164 144H166V141L164 142ZM216 144H218V143H216ZM79 145H80V144H79ZM118 145H119V144H118ZM124 145H125V144H124ZM133 145H134V144H133ZM145 145H146V144H144V146H145ZM148 145H149V144H148ZM152 145H150V147H151ZM166 145H167V144H166ZM168 145H169V144H168ZM171 145H172V147H173L174 143L171 144ZM206 145H207V144H206ZM153 146H154V145H153ZM161 146H162V145H161ZM183 146H185V145H183ZM183 146H182L181 149H183ZM186 146H185V148H187ZM110 147H111V146H110ZM128 147H129V146H128ZM137 147H138V145H137ZM137 147H135V148H137ZM139 147H140V146H139ZM145 147H146V146H145ZM156 147H157V146H154V148H155L156 150H153V151H155V152L152 151L153 153H155L154 155H157V154H156V151H158V150H157ZM162 147H163V146H162ZM169 147H170V146H168V148H169ZM172 147H171V148H172ZM175 147H176V145H175ZM177 147H179V146H177ZM232 147H233V145H232ZM151 148H153V147H151ZM151 148H150V149H151ZM185 148H184V149H185ZM205 148H206V146H205ZM210 148H211V147H210ZM228 148H229V147H228ZM228 148H227V149H228ZM234 148H235V147H234ZM106 149H107V148H106ZM121 149H122V148H121ZM150 149H149L148 151H150ZM218 149H219V148H218ZM223 149H224V148H223ZM232 149H233V148H232ZM232 149L230 148V149H228V150L231 151ZM136 150H137V149H136ZM139 150H140V149H139ZM139 150H138V151H139ZM144 150H145V149H144ZM151 150H152V149H151ZM163 150H165V149H163ZM166 150H167V149H166ZM166 150L163 152V155H164V153H165V155H167V153L170 152L169 149H168V152L166 153ZM234 150H235V149H234ZM113 151H114V150H113ZM134 151H135V150H134ZM138 151H136V152H137V153H140V152H138ZM141 151H143V149H142ZM146 151H147V150H146ZM148 151H147V152H148ZM171 151H172V149H171ZM175 151H176V150H175ZM175 151L173 150V152H175ZM199 151H200V152H199ZM204 151H205V149H204ZM204 151H203V153H204ZM225 151H226V150H225ZM225 151H223V152H225ZM128 152H129V151H128ZM132 152H133V151H132ZM136 152H135V156H136ZM205 152H206V151H205ZM142 153H143V152H142ZM149 153H151V152H149ZM153 153H152V154H153ZM175 153H176V152H175ZM179 153H180V152H179ZM207 153H208V152H207ZM227 153H228V151H227ZM231 153H232V152H231ZM231 153H230V154H231ZM109 154H110V153H109ZM113 154H114V153H113ZM145 154H146V153H145ZM147 154H148V153H147ZM181 154H182V153H181ZM204 154H205V153H204ZM222 154H224V153H222ZM238 154H239V153H237V155H238ZM99 155H100V153H99ZM117 155H119V154H117ZM133 155H134V154H133ZM140 155H141V154H140ZM149 155H150V154H149ZM154 155H153V156H154ZM161 155H162V154H161ZM172 155H173V153H172ZM208 155H209V154H208ZM224 155H225V154H224ZM226 155H227V154H226ZM232 155H234V153H233ZM235 155H236V153H235ZM146 156H147V155H145V156H143V157H146ZM151 156H152V155H151ZM151 156H150L149 158H151ZM153 156H152V157H153ZM176 156H177V154H176ZM121 157H122V156H121ZM154 157H155V156H154ZM156 157H157V156H156ZM159 157H160V155H159ZM161 157H162V156H161ZM168 157H170V155H169ZM173 157H174V156H173ZM183 157H184V158H183ZM213 157H214V156H213ZM224 157H225V156H224ZM224 157H222V158H224ZM239 157H240V155L238 156V159H237V156H236L235 158H236L237 160H235V161H238V160L240 161V160H241V163H244V161L242 162V159H240ZM123 158H124V157H123ZM133 158H134V157H133ZM136 158H137V157H136ZM138 158H139V157H138ZM165 158H166V156H165ZM171 158H172V156H171ZM245 158H246V157H245ZM119 159H120V158H119ZM144 159H145V158H144ZM146 159H147V158H146ZM166 159H167V158H166ZM175 159H176V158H174V160H175ZM177 159H178V158H177ZM177 159H176V160H177ZM187 159H188V160H187ZM199 159H200V158H199ZM211 159H212V158H211ZM225 159H227V158H225ZM225 159H224V160H225ZM229 159H230V158H229ZM232 159H233V160H232ZM232 159H231V160L234 161V158H232ZM140 160H141V159H140ZM140 160H139V161H140ZM149 160H150V159H149ZM149 160H148V161H149ZM156 160H157V159H156ZM163 160H164V162H165L164 156H163V158H162V161H163ZM170 160H171V159H170ZM178 160H179V159H178ZM178 160H177L176 163H175V161H173V158H172L171 161H173L175 164H177ZM184 160H186V161H184ZM205 160H206V159H205ZM131 161H133V160H131ZM137 161H138V160H137ZM137 161H136V162H137ZM142 161H144V160H142ZM151 161H152V160H150V162H151ZM168 161H169V160H168ZM168 161L166 160V162H168ZM200 161H201V160H200ZM203 161H204V160H202V163H203ZM229 161H230V160H228V162H229ZM232 161H231V162H232ZM239 161H238V162H239ZM125 162H126V161H125ZM128 162H129V161H128ZM133 162H134V161H133ZM133 162H131V163H133ZM144 162H145V161H144ZM144 162H143V164H145ZM157 162H159V160H157ZM157 162L155 163V161H154V163H155L156 166L151 165V164H150V166L157 167V165H159V164H157ZM217 162H218V161H217ZM220 162H222V161L220 160ZM220 162H219V167L222 166V163H220ZM224 162H225V161H224ZM245 162H246V161H245ZM113 163H114V162H113ZM161 163H163V162H161ZM161 163H160V166H161V167L158 166V167L156 168L157 170H158V168H163L164 163H163V165H161ZM204 163H205V161H204ZM226 163H227V162H226ZM129 164H130V162H129ZM136 164H137V163H136ZM136 164L134 163V166H135ZM139 164H140V163H139ZM139 164H137V165H139ZM143 164L141 163L140 166H141V165H142V166H145V165H143ZM152 164H153V162H152ZM220 164H221V165H220ZM235 164H237V162H236V163L233 162V165H232V166H233V168H232V169H233V172L231 173V176H229L230 178L228 177L229 179H228V178L225 179V181H226V180H229V181H228L229 184H228L227 182H225V184H224V185H229V186H228V190H227V194H226V195L222 194V197H223V199L225 200V203H226V204L229 203V202H231V201H233V200H238V199H240V198L243 196V195H242V191H243V189H241L242 191L240 190V188H241L242 186H241L239 189H236V188L233 187V185L236 184V182H237V175L242 171L241 168H243L245 165L243 166V164H241L243 167L240 166V167H241V168H240V167H238V165L236 166ZM239 164H240V163H239ZM245 164H246V163H245ZM131 165H132V164H131ZM131 165H129V166H131ZM147 165L149 166V164H146V166H147ZM172 165H173V164H172ZM179 165H180V163H179ZM206 165H207V164H206ZM140 166H139V167H140ZM148 166H147V168H148V170H149L150 167H148ZM164 166L167 167V166H169V165H167V166L164 165ZM175 166H176V165H175ZM223 166H224V169H227V170H228V168H225V164H223ZM223 166H222V167H223ZM226 166H227V164H226ZM232 166L229 165V169H230V167H232ZM260 166H261V165H260ZM262 166H263V165H262ZM121 167H122V166H121ZM136 167H138V166H136ZM139 167H138V168H139ZM165 167H164V170H165ZM171 167H172V166H171ZM184 167H186V165H184ZM205 167H206V166H205ZM132 168H133V167H132ZM134 168H135V167H134ZM134 168H133V169H134ZM138 168H135L136 172L138 171V170H137ZM141 168H142V167H140L139 170H140ZM147 168H145V169H147ZM167 168H168V167H167ZM175 168H176V167H175ZM182 168H183V167H182ZM182 168H180V169H182ZM187 168H186V169H187ZM126 169H128V168L126 167ZM133 169H132L131 171H133ZM145 169H144V170H145ZM150 169L153 171V168H152V167H151ZM154 169H155V168H154ZM171 169H172V168H171ZM177 169H178V172H179L180 169H179V168H177ZM216 169H217V168H216ZM220 169H221V168H220ZM118 170H119V169H118ZM164 170H163V172L165 173V172L167 171V169H166L165 171H164ZM184 170H185V169H184ZM207 170H208V169H207ZM234 170H236V171H235V174H233V173H234ZM119 171H120V170H119ZM142 171H143V169H142ZM159 171H160V169H159ZM159 171H158V172H159ZM161 171H162V169H161ZM161 171H160V172H161ZM171 171H172V170H171ZM171 171H170V169H169V173H170ZM185 171H186V170H185ZM189 171H187V172H189ZM210 171H211V170H210ZM222 171H223V170H222ZM225 171H226V170H225ZM225 171H224V172H225ZM123 172H124V171H123ZM127 172H129V171H127ZM138 172H139V171H138ZM140 172H141V170H140ZM143 172H144V171H143ZM146 172H149V171H146ZM156 172H157V171H156ZM158 172H157V174H160V173H158ZM163 172H161V173H163ZM172 172H173V171H172ZM262 172H263V171H262ZM130 173H132V172H130ZM151 173H152V172H151ZM166 173H167V172H166ZM206 173H207V172H206ZM221 173H222V172H221ZM226 173H227V172H226ZM254 173H255V172H254ZM55 174H56V172H55ZM119 174H120V173H119ZM127 174H129V173H127ZM127 174H126V175H127ZM135 174H137V173H135ZM141 174H142V173H140V174L137 175V176L142 177ZM148 174L150 175V172H149ZM148 174H146V175H148ZM153 174H155V173H153ZM183 174H184V173H183ZM213 174H214V173H213ZM115 175H116V174H115ZM129 175H130V174H129ZM129 175H128V177H129ZM149 175H148L147 177H149ZM164 175H165V174H164ZM167 175H168V177H167V176H165V177L169 179L171 175H169L168 173H167ZM216 175H217V174H216ZM225 175H228V174H225ZM260 175H261V174H260ZM55 176H56V175H55ZM135 176H136V175H135ZM137 176L134 177V181H133L132 184L129 182V183H130L129 185L132 186V187H134V186H135V187H138V188L141 190V193H142L143 191H142V186H141V185H142V183H143L144 181L141 182V178H140V177H137ZM155 176H156V174H155ZM160 176H161V174H160L159 176H157V178L160 177ZM187 176H188V175H187ZM219 176H220V175H219ZM219 176H218V177H219ZM128 177H127V178H128ZM147 177L145 176L146 179H147ZM150 177H152V176H150ZM210 177H211V175H210ZM213 177H214V176H213ZM130 178L132 179V177H130ZM154 178H155V177H154ZM157 178H156V179H157ZM163 178H164V177H163V175H162V179H163ZM166 178H164V179L166 180ZM172 178H173V177H172ZM148 179L150 180V178H148ZM151 179H152V178H151ZM156 179H155V180H156ZM159 179H161V177H160ZM159 179H157V180H159ZM198 179H199V182H198ZM205 179H206V178H205ZM210 179H211V178H210ZM223 179H224V178H223ZM144 180H145V179H144ZM165 180L162 181L163 184H164V186H165V185H167V186L175 185V183H171V184H170L169 181H168L169 184H167V183L165 184V182H164ZM173 180H175V179H172V181H173ZM217 180H218V179L216 178L215 181H217ZM130 181H131V180H130ZM151 181H152V180H151ZM151 181H150V182H151ZM204 181H205V180H204ZM145 182H146V181H145ZM145 182H144V183H145ZM150 182H149V183H150ZM153 182H154V181H152V183H153ZM156 182H158V181H156ZM159 182H160V180H159ZM173 182H174V181H173ZM181 182H182V181H181ZM211 182L214 183L213 180H212ZM218 182H219V181H218ZM218 182H217V183H218ZM221 182H222V181H221ZM223 182H224V180H223ZM122 183H123V181H122ZM178 183H179V181H178ZM263 183H264V181H263ZM125 184H126V183H125ZM156 184H157V183H156ZM160 184H162V183L160 182L159 185H160ZM214 184H215V183H214ZM144 185H146V188H147V187H148V186H147V185H148V182H147V184H144ZM151 185H152V184H151ZM154 185H155V183H154ZM157 185H158V184H157ZM157 185H156V187H157ZM176 185H177V184H176ZM219 185H220V184H219ZM123 186H125L124 183H123ZM199 186H200L201 188H199ZM210 186H211V188H212L213 185L211 184ZM217 186H218V185H217ZM220 186H221V185H220ZM222 186H223V185H222ZM132 187H131V188H132ZM150 187H151V186H150ZM153 188H154V187H152V189H153ZM162 188H163V187H162ZM243 188H244V187H243ZM159 189H160L159 191L162 190L161 188H159ZM145 190H146V189H145ZM147 190H149V187H148ZM147 190H146V191H147ZM157 190H158V189H157ZM214 190H215V189L212 188V191H213V192L211 191L212 194H215V193H214ZM216 190H217V189H216ZM57 191H58V190H57ZM154 191H155V190H154ZM154 191H152V192H154ZM244 191H245V189H244ZM260 191H261V190H260ZM144 192H145V191H144ZM149 192H150V191H148L147 193L149 194ZM215 192H216V191H215ZM245 192H246V191H245ZM150 194H151V192H150ZM260 194H261V193H260ZM110 195H111V193H110ZM144 195H146V193H145V194L142 193V198H143ZM216 195H217V194H216ZM158 196H159V195H158ZM220 196H221V194H220ZM145 197L147 198V196H145ZM148 197H149V196H148ZM257 197H258V199L260 200L261 197H259V191H258V193H257ZM150 198H151L150 200H151V202H152V197H150ZM154 198H155V197H154ZM156 198H157V197H156ZM156 198H155L154 200H157V199H158V198H157V199H156ZM145 200H146V199H145ZM147 200L149 201V199H147ZM147 200H146V201H147ZM154 200H153V201H154ZM157 201H158V200H157ZM125 202H126V201H125ZM154 202H155V201H154ZM158 202H159V201H158ZM149 203H150V201H149ZM128 204H130L129 207H130V211H131V212H129V215H130L129 218H131V216H132V220H131L132 222L129 221V223H132L135 227H136V226L139 227L141 224H143V223L140 224V222H139V220H138V219H140V218L137 219V216H138L140 213L138 214V213L135 212V209H137V208H136V205H133L131 202L128 203ZM156 204H157V203H156ZM150 205H151V204H149V206H148V204H147L146 206L150 207ZM158 205H159V204H158ZM144 206H145V205H144ZM156 206H157V205H156ZM127 207H128V205H127ZM139 207H140V206H139ZM139 207H138V208H139ZM142 208H143V207H142ZM158 208H159V207H158ZM158 208H157V209H158ZM124 209H125V208H124ZM147 209H148V208H147ZM150 209H151V208H150ZM112 210H113V209H112ZM112 210H111V211H112ZM140 210H141V209H140ZM144 210H145V209L143 208V210H142V212H143L142 215H143V214H144V215L146 214V213L144 212ZM154 211H155V210H154ZM156 212H157V211H156ZM130 213H131V214H130ZM159 213H160V211H159ZM137 214H138V215H137ZM152 214H153V213H152ZM155 214H156V213H155ZM157 214H158V213H157ZM140 215H141V214H140ZM160 215H161V214H160ZM162 216H163V215H162ZM168 216H170V215H168ZM172 216H173V215H172ZM124 217H125V216H124ZM139 217H141V216H139ZM144 217H146V215H145ZM164 217H165V216H164ZM162 218H163V217H162ZM135 219H137V220H136V224H135ZM142 219H145V218H142ZM169 219H171V218H169ZM145 220L148 221L149 219H145ZM126 221H127V220H126ZM140 221H141V220H140ZM149 221H150V220H149ZM167 221H168V220H167ZM117 222H118V221H117ZM137 222H138L139 225H137ZM144 222H145V221H144ZM157 222H158V221H157ZM168 222H169V221H168ZM146 223L148 224L149 222H146ZM150 223H151V222H150ZM153 223H154V222H153ZM160 223H161V222H160ZM166 223H167V222H166ZM133 225H132V226H133ZM144 225H145V224H144ZM168 225H169V223H168ZM132 226H130V227L132 228ZM134 226H133V227H134ZM142 226H143V225H142ZM163 226H164V225H163ZM115 227H116V226H115ZM175 227H177V225L175 224V220H174V221H170V226H169V230H168V232L171 233V234H168L167 232H165V234L163 235V237H164V236L166 235V233H167L166 238H165V241L167 240V238L172 237V236L175 235V232H174ZM254 227H255V231H257V233L260 235V238H261V240H260L259 237H258V239H259L260 242H261V243H260V247H259V246H258V247H259L260 254H262V253L264 252V243H263V242H264V241H263V237H264L263 235H264V234H262V232L264 231V229H262L261 226H260V227L258 226V221H257L256 224L254 225ZM147 228H148V231H149V224L147 225ZM147 228H146V231H147ZM152 228H153V227H152ZM152 228H150V229H152ZM160 228H161V227H160ZM160 228H159V229H160ZM127 229H128V228H127ZM132 229H133V230H135V229L137 230L138 228H135V229L132 228ZM132 229H131V230H132ZM140 229H142V228H140ZM256 229H257V230H256ZM128 230H129V229H128ZM136 230H135L134 232H137L136 234L141 235L140 232H139V229H138V231H136ZM152 230H153V229H152ZM262 230H263V231H262ZM140 231H142V233H145L143 230H140ZM154 231H155V230H154ZM154 231H153V232H154ZM160 231H161V230H160ZM163 231H164V230H163ZM166 231H167V229H166ZM130 232L132 233V231H130ZM134 232H133V233H134ZM155 232H156V231H155ZM155 232H154V233H155ZM150 233H151V232H150ZM154 233H153V234H154ZM162 233H163V232H162ZM254 233H255V232H254ZM151 234H152V233H151ZM144 235H145V234H144ZM159 235H161V234H159ZM142 236H143V234H142ZM147 236L150 237L149 239L153 238V237H151L150 235H147ZM152 236H154V235H152ZM131 237H132V236H131ZM133 237H134V236H133ZM133 237H132V238H133ZM136 237H138V236H136ZM140 237H141V236H140ZM155 237H156V236H154V240L157 239V238H155ZM157 237H158V236H157ZM160 237H161V236H160ZM254 237H255V236H254ZM142 238H143V237H142ZM142 238H141L140 240H141V241H144V240H142ZM135 239H136V238H135ZM143 239H146V236H145V238H143ZM137 241H138V240H137ZM146 241H147V239H146ZM130 243H131V242H130ZM132 243H133V241H132ZM135 243H136V241H135L133 244H135ZM138 243H139V242H138ZM121 244H122V243H121ZM141 244H143V243H141ZM145 244H146V243H145ZM3 245H4V244H3ZM129 245H130V244H129ZM136 245H137V244H136ZM148 245H149V246H148V250L145 248V249L147 250L148 258H149L150 256H153V255L160 256V255L163 254L161 251L158 250V248L156 247V243L153 242V239L150 240V242H149ZM1 246H2V244H1ZM138 246H139V245H138ZM4 247H5V246H4ZM4 247H3V248H4ZM126 247H127V246H126ZM0 248H1V247H0ZM138 249H139V248H138ZM141 249H142V248H141ZM255 249H257V248L255 247ZM84 250H85V249H84ZM126 250H127V249H126ZM132 250H133V249H132ZM1 251H5V250H1ZM6 251H7V249H6ZM128 251H129V250H128ZM7 253H8V252H7ZM144 253H146V252L144 251ZM125 254H126V253H125ZM125 254H124V255H125ZM142 254H143V253H142ZM126 255H127V254H126ZM129 255H130V254H129ZM7 256H8V254H7ZM131 256H132V255H131ZM131 256H130V257H131ZM9 257H11V256H9ZM126 257L128 258V256H126ZM137 257L139 258V256H137ZM16 259H17V258H16ZM128 259H129V258H128ZM10 260H11V259H10ZM12 260H13V259H12ZM12 260H11V261H12ZM11 261H10V262H11ZM14 261H15V260H14ZM110 262H111V261H110ZM8 263H9V262H8ZM13 263H14V262H13ZM11 264H12V263H11Z\"/></svg>", "mask_w": 264, "mask_h": 264}]
</instances>
